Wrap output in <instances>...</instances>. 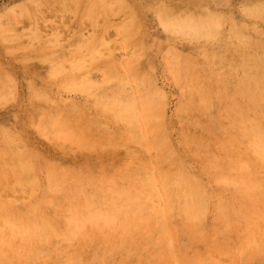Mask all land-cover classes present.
Segmentation results:
<instances>
[{
    "label": "rangeland",
    "instance_id": "374dc122",
    "mask_svg": "<svg viewBox=\"0 0 264 264\" xmlns=\"http://www.w3.org/2000/svg\"><path fill=\"white\" fill-rule=\"evenodd\" d=\"M44 1L45 0H34V2H33V0H0V17H1L0 21H2V19H3V21L1 22L2 24L0 23V29H1L0 32L4 31V33H5V31H6L5 34L3 32H1L2 34L0 33V58H1L0 59V65H1V67L6 66L5 67L6 69L3 67V68H0V70L2 69L1 73H4L6 71V72L10 73V75H11L10 76L8 73H4V74H7V75H5L6 77L4 76V74H1L2 79L0 77V79L3 80L2 82L0 80V82L2 84H9V86L6 85L7 90H6V88H4L5 90L3 88L2 89L0 88V99H2V100H0V126L3 127V126H7V124H8V126H7L8 128H10L11 126H12L11 128H14V129L18 127L17 130L15 129L16 131L14 129H12V130L10 129L11 132H10V130L7 129L11 134H9V132H6L7 131L6 127H5V130L3 129L4 127L3 128L0 127V132L1 131L6 132V134H4L5 132L4 133L1 132V138H0V150L1 151H0V153L4 149L5 150L8 149L7 151H5V150L4 151L9 152V149L11 148L10 153L12 154L15 151L14 153L17 154V156L14 153L13 154L18 158V155L20 153L23 152L26 154L28 151H30V152H28V158L26 157L27 154L25 155L22 153L23 154V155H21L22 159L27 158L26 160L24 159L23 162H22V160H19L21 158V156L19 155L20 158L17 160L21 161L22 163L17 162V165L19 164L18 166H15L16 164L13 163L14 161L15 162L17 161L16 157H12L13 154H12V156L11 155L7 156V153H6V155L4 154L5 152L3 153L5 155V156L3 155L4 157L7 156L5 159H7L10 164H7V162L4 163L5 161L2 162V160H4V157L2 159V155L0 156L1 157L0 160L2 162V164L0 163V188L2 189V190H0V199H2V200H0V204L1 203L2 204L7 203L8 205H11V207H9L8 205L5 204V207H4L3 206L4 204L3 205L1 204L3 207H0V212H2L3 214L6 213V211H4V210H6V208L8 207V209H9L8 212H10V210H11V212H12L11 214L15 213V214H13V216H11V214H9L7 212V214H6L7 216L4 214L5 218L0 213V217L2 216V219L0 218V220L3 222V224L7 223L6 226L8 227L7 228L8 230H7L6 228L4 229V227H6V226H4L3 224L0 225V230L3 231V229H4L3 232L1 231L2 234L0 233V236L4 237V238H0V243H1V241H3L2 239H5L0 244L3 246V248H2V246H0V250H2V251H0V254H1L0 259H2L1 261L5 264H8V263H6V260H7V262H10L11 260L13 261L15 258L16 261H14V263H12V261H11L10 263L11 264H17V263L20 264L25 258L24 254H27L28 253L27 251H29L28 249L30 248V246L28 244L23 243L24 242L22 239L23 236L19 235V234H15L14 232H11L13 230L11 228H9V226L14 227L13 224L11 223L13 220L11 218L12 217L14 218V216L19 213V214H22L24 216L20 215V217H22L21 221L19 220V217H16L17 219H15V220H19L23 224L22 220L25 219V218L23 219V217L28 218L32 215L33 217L32 218L30 217V218L36 224L38 223L37 225L39 226L40 230L42 231V235H40V236H41V238H42V236L44 238L42 240L43 243H40V241H38V239L40 240V238H39L40 236L39 235H38V237L36 236L35 241L36 242L38 241V243L43 244V246L41 248L42 252L41 253L39 252L40 247H37L38 249H35L36 247H33L35 249V250H33V251H35L34 255L37 252L36 250H38V253H40V255L36 254V256L37 255L38 256L33 257V256H31L32 251L31 252L29 251L30 256L33 258L29 257V258H31V262L26 260L28 263L29 262L33 263L32 260L35 261V259L37 258L36 263H34V264H37V261H39L38 264H264V241H263L264 240V235H263L264 234L263 233V231H264V194L259 195V193H261L264 190V173H263L264 172V164H263L264 158L260 159L261 156L258 154H255L253 152V149H252V143H255L254 141L257 137L255 135H258L256 133H254L256 131L252 132L254 130L253 128L255 127V125H254L255 121H254V123L252 120H251L252 122L251 121H250V123L248 122L250 124L251 128H250V126L247 125L248 124L247 120L249 121L250 119H253L251 117H254L253 120H255V119L260 120L259 123H261L262 126H264V117L262 116V115H264L263 114L264 112L262 114H260L262 111L260 113H257V114H260L262 116V118L260 117V115L255 114V112H257L256 109L254 111V109H253L254 107L252 108L250 101L248 102V100H249L248 96H251V95L248 94V96H247L248 92H246V94H244L246 91V88L244 89V87H246V85L244 84V81H243L244 79L246 80L248 78L249 75H247V73L249 74V72H250V74H251V72L253 70H254L253 72H255V71L257 72L258 68L264 66V24H262L264 22V12H259V11H264V4H263L264 0H209V1L208 0H124V2H122L121 0H120L121 2H119L117 0L119 3H117L116 0H94L95 3H92L91 0H77V1L72 0L73 2H71V0H69V2L67 0H62V2H61V0H60V2H59L60 5L57 4V0H55V1L48 0L49 2L46 0L49 3V5L47 3H45L46 1L45 2ZM75 1H76V3H75ZM96 1L101 2V5L105 4L104 10H103L104 13L102 11L97 10V11H99L101 16L99 14H97L98 13L97 11L95 12L94 6L97 5ZM102 1H103V3H102ZM249 1L251 3L257 2L258 4L252 3V7H251ZM67 2H68V4H67ZM107 2H110L113 4H108ZM126 2H128L127 4L130 5V6H128L126 4L127 8H129L127 10L125 9V5H123ZM129 2L132 4H130ZM259 2H261L263 5L260 4ZM51 3H54V4H51ZM69 3H72V4H69ZM46 4H47V6H46ZM61 4H63L62 7H61ZM76 4H78V6ZM92 4H95V5L92 6ZM23 5L26 8L25 11L23 10L24 9ZM30 5H32L31 8H30ZM42 5L45 7H43ZM98 5L101 6L100 3H98ZM246 5H248V6L250 5V6L248 7ZM59 6H60V8H62L63 11L66 12V15H65V13L61 12L62 10L60 11V8H57ZM67 6H69V7H67ZM71 6H72L73 10L71 9ZM99 6H97L96 9ZM112 6H115L116 10H115V7L112 8ZM148 6H149V8L150 7L151 8L149 9ZM152 6H155L154 9L152 8ZM161 6H164V7H161ZM167 6H169V7H167ZM245 6H246V8H245ZM261 6H263L262 9H260ZM48 7H50V8H48ZM51 7H53V8H51ZM64 7H65V9H64ZM89 7H92V8H89ZM122 7L125 11H123ZM204 7H205V11L207 8L206 12L208 13V15L206 14L207 16L204 17L205 16L203 13L204 10H202V11L200 10L201 13L203 14V17H204L202 19V17H201L202 14L199 12V8L204 9ZM28 8L30 10V13H28L29 12V10H27ZM111 8H112V10H111ZM130 8L131 9L135 8V9H133L131 11ZM248 8H250V9H248ZM256 8L258 10L260 9L258 11L259 13H257ZM37 9H38V11H37ZM43 9H46L47 11L48 10L49 11L46 12V10H45V12H46L45 13V12H43L44 11ZM50 9L55 11L56 13L50 12L51 11ZM75 9L77 10V12H74V14H73V12L71 13V11H74ZM85 9L86 10L90 9L92 12L95 13V15L92 14V12L90 13V15L87 14L89 12V10H88V12H86V14H85L88 16H84L83 14L85 13ZM100 9H103V8L101 7ZM151 9L154 10V14H152L153 12L151 13V11H153ZM167 9H170V10L173 9L174 11L172 10V12L173 13L176 12L174 14L176 16H178L177 18L179 20H177L176 16L172 13L174 17L173 16L171 17V15L170 16L168 15V19L166 21L165 19H166ZM229 9H230V11H229ZM16 10H17V12H16ZM40 10H42L41 11L42 14L39 12ZM110 10H111V13H110ZM114 10H115V12H113L114 14H112V11H114ZM158 10H161V11L163 10L162 13L163 12H165V13H163V15H162L161 11H159L157 13L158 14L157 15L156 12ZM69 12H70V14L68 16ZM35 13L38 15L34 16ZM58 13H59L60 17L57 16ZM197 13H199L200 16L197 15ZM210 13L212 15H214V20H213V18H211L212 15ZM227 13L230 15L228 16ZM22 14H23V16H27V17L23 18ZM71 14H73V15H71ZM76 14H77V16H74ZM111 14H112V17H111ZM170 14H171V12H170ZM151 15L152 16L155 15V16L151 17ZM189 15H191V16H189ZM194 15H197V17L199 16L197 19V22H198V20H199V23L203 22L202 24L200 23L201 26L203 27V29L201 27L199 30H194V29H192L186 25L187 22L193 21L192 19H194L196 21V16H194ZM258 15H259V18H257ZM28 16H29V18L30 17L31 18L29 19ZM42 16H43V18H42ZM53 16H55V19ZM72 16H74V17H72ZM83 16L87 19L88 18H92V20L94 19L93 20L94 22L91 21V19L85 20ZM133 16H135V17H133ZM181 16H183V18ZM209 16L212 20L209 19ZM17 17L20 20H18ZM36 17H38V18H36ZM56 17L59 19V21H56ZM136 17H137L138 22H136L137 20H135ZM163 17H164V19H163ZM169 17H171L172 20ZM106 18H107V20H105ZM114 18L115 19L117 18L116 21ZM152 18H154V19H152ZM217 18H219V19H217ZM66 19H68V20L70 19L69 20L70 22H72V20H73L72 24L69 22L72 25V29H71V26H66V24L69 25L67 22L68 20H66ZM82 19L85 21H83ZM120 19H121V22H120ZM221 19L223 21H221ZM104 20H105V22H104ZM125 20H127V21H125ZM164 20H165V22H164ZM170 20H171V22H169ZM233 20H235V23H232ZM37 21H40V23ZM44 21H46L47 23L46 22L44 23ZM54 21H56V22H54ZM76 21L78 24L76 23ZM134 21H135L136 25H134V24L132 25V23H134ZM161 21H162V23H161ZM205 21H206V23H205ZM41 22L44 23L43 24L44 26L41 25L42 24ZM63 22H65L64 25H63ZM106 22L109 24V25H107L108 27L107 26L104 27V24L106 25ZM118 22H120L121 24L118 25L119 24ZM213 22H215V23H213ZM98 23L102 24L103 26L98 25ZM113 23H115V26L113 25ZM116 23H118V24H116ZM163 23H164L165 27H164ZM208 23H211L212 26L211 25L208 26ZM51 24L52 25L54 24V26H57L55 30H54L55 27L51 26ZM59 24H62L63 27ZM35 25H37L38 27L41 25L40 29H37V26H35ZM46 25H48V26H46ZM111 25H113V26H111ZM139 25H141L142 28L138 27ZM205 25H206V27H205ZM96 26H99L98 28L100 30H94L95 29L94 27H96ZM116 26H118V27H116ZM132 26H135V27L137 26V27L135 29ZM166 26L168 29L166 28ZM233 26H234V28H233ZM239 26L242 27L241 28L242 31L239 30L240 33L238 32V29H237V28H239ZM4 27L6 29H4ZM10 27H14L15 30H13V28H12L13 31H11ZM16 27H18V28L16 29ZM30 27H32V28H30ZM52 27H53V29H51V31H50V28H52ZM69 27H70V29H69ZM109 27H111V28H109ZM120 27H122V28H120ZM172 27H173V29H172ZM7 28L9 29V31ZM43 28L45 29V31ZM47 28H49V29H47ZM98 28L96 27V29H98ZM102 28H103V30H102ZM127 28H131L130 29L131 32H129V29H127ZM32 29H33V32L31 31ZM66 29H69L70 32L68 33L69 30L66 31ZM106 29L108 30V32ZM132 29H135V30H132ZM137 29H139V30L141 29V31H140L141 34L139 33V35L136 36L134 33L138 34L136 32ZM169 29H172V30H169ZM185 29H188V30H185ZM206 29H208V30L205 32ZM28 30H30V34H29ZM46 30L49 31V33L48 32L46 33ZM53 30L56 32L53 33ZM62 30H64V32ZM77 30H78V32H77ZM236 30L238 33L235 32ZM74 31L77 33H74ZM94 31H98V32L94 33ZM104 31H106V32H104ZM126 31H128L129 33H127ZM133 31H135V32H133ZM169 31H170V33H169ZM21 32H23V35L28 32L27 35L28 36L31 35V37H29L27 39L28 36H26V38H25L26 40H24V39L20 40L23 37V35L21 36V34H22ZM66 32L68 35L67 37H65ZM121 32L126 34V36L124 34L121 35L120 34ZM185 32L188 35H185ZM215 32L217 34H219V33L220 34L217 35ZM245 32L248 34H244ZM55 33H57V34H55ZM96 33L98 35H96ZM105 33H106V36H105ZM12 34H16V35H12ZM32 34H33L34 38L32 37ZM63 34H64V36H63ZM130 34H134L135 37L134 36L130 37ZM249 34H250V36H249ZM3 35H4V37H3ZM50 35H53L52 36L53 38H51V39L48 38V37H51ZM76 35L78 37H76ZM80 35H82V37L86 36L85 37L86 39L85 38L82 39L83 43H81L82 40H80L81 39ZM88 35L90 36L91 39L87 38ZM94 35H95V38H94ZM8 36H10L11 38ZM72 36H73V38L76 37V38H74L75 40L77 38H79L76 41L79 44H81L80 49H79L80 45L78 47L77 42H75V45H73L74 41H71L73 39V38L71 39ZM96 36H98L99 38ZM103 36H105V38ZM199 36H201L202 38ZM62 37L64 39H62ZM100 37H101V39H100ZM133 37H134V42H133ZM238 37L240 39L241 38L242 39L239 40ZM243 37H244V39H243ZM44 38H45V40H44ZM57 38L58 39L60 38L59 40H61V41H57L58 40ZM68 38L71 40H69ZM93 38L95 40H97L96 38H98V40L100 39L102 44L100 43L98 45L99 46L98 47L97 44L100 40L98 42H94L95 40ZM210 38H212L211 41H210ZM18 39L20 40V42ZM84 39L87 40L89 43L86 41V45H85ZM120 39L122 40V42L120 41ZM135 39H136V41H135ZM138 39H139V41H138ZM8 40L10 41V43ZM42 40H44V41H42ZM46 40H48V42H46ZM51 40H53V41H51ZM68 40L70 41V43ZM78 40H80L81 42ZM89 40L91 42H94V43H91ZM213 40H214V42H213ZM27 41H29L30 43ZM31 41H33L35 44H33V42H31ZM129 41H130V43H129ZM18 42L20 44H18ZM54 42L57 44H55ZM132 42H133V44H131ZM37 43L39 45H37ZM47 43H49V45ZM95 43H97L96 47H95V45H91V44H95ZM139 43L144 44V45H142V44L141 45H142V47H144L145 50L139 49V47L141 46V45H139ZM25 44H26V47H25ZM32 44H33V46H32ZM69 44H70V46H68ZM87 44H89L90 46H88ZM110 44H111V46H109ZM114 44H116V45H114ZM124 44H125V46H127V45L128 46L126 48H124ZM167 44L170 46H168ZM47 45L49 46L48 47L49 49L45 48V46L47 47ZM50 45L51 46L53 45V47L50 48ZM54 46L57 48L60 46L61 49H63V52L65 53V55H64V53H60V52H62V51H60L61 50L60 48L57 49ZM76 46L78 48H76ZM120 46H121V48H119ZM171 46H173V47H171ZM87 47H88V49H87ZM92 47H93V51H92ZM94 47H95V49H94ZM117 47H118V49H117ZM73 48L77 50L75 53H74L75 50ZM89 48H90V50H89ZM114 48H115V50H114ZM164 48H166V49H164ZM224 48L227 50H225ZM228 48H230V49H228ZM78 49L80 50V52ZM182 49L184 50V52ZM216 49H218V50H216ZM18 50H19V52H18ZM20 50H22V51H20ZM31 50L32 51L34 50V51L32 52ZM36 50L39 51V52L37 51V53L39 54V56H38L39 58L33 57V55L34 56L38 55L36 53ZM81 50H82V52H81ZM83 50H84V52H83ZM85 50H88L87 53L90 52V54L86 55ZM112 50H114V51H112ZM135 50H136V52H135ZM168 50H170V51H168ZM206 50L208 53L212 50L209 53V55L211 54V56H209L206 53ZM214 50L217 52V54L214 53ZM220 50H221V53H218V51H220ZM243 50H244V53H246V50H247L248 54H245L247 56H240V51L243 52ZM44 51H46V54L48 53V51H50V53L51 52L52 53L51 54L48 53L47 55L46 54L43 55L42 53H44ZM10 52L13 54H11ZM23 52L25 53V57L27 56V58H23L24 57ZM29 52L30 53L32 52L31 53L32 55H30ZM34 52H35V54H33ZM57 52L60 55H58ZM139 52H140V54H139ZM142 52H144L145 55L141 54ZM167 52H170L171 55ZM222 52L224 53L225 56H223ZM22 53H23V55H22ZM53 53L54 54L57 53V55H58V56H56L57 58H55ZM77 53L78 54L79 53H81V54L85 53V54H82V56H84V57L87 56V58H85L86 60L84 59V57H83V59H81L82 56L79 57L80 54H79V56L74 57V54L77 55ZM103 53H104V55H103ZM244 53H241V55H244ZM61 54H63V57ZM168 54H169V56H168ZM179 54L180 55L189 54V55H185V57H187V59L185 57H183V55H182V57L180 56L178 58V60H176L177 59L176 57H178ZM233 54H235L237 56V58ZM256 54L258 56H256ZM51 55H53V57ZM71 55H73V56H71ZM142 55L144 56V58L141 60L140 57ZM164 55H166L165 59L163 57ZM216 55H219V57H217ZM20 56L23 58L22 61H20L21 60ZM40 56H42L44 58H42ZM47 56L48 57L50 56L51 58L50 57L48 58ZM108 56H109V58H108ZM110 56H112L113 58ZM206 56H207V58H206ZM215 56L217 59L215 58ZM248 56H250V57L252 56V57L248 58ZM18 57H20L19 60H18ZM29 57L31 59H32V57L35 58L34 60L36 62L32 61L33 59L32 60L29 59ZM101 57L103 58V60L106 57L105 62L103 60H101L102 59ZM124 57H125V59H124ZM131 57H132V59L136 58L135 59L136 61H137V59H139L140 61L143 62V64L142 63L138 64L137 63L138 61L136 62L138 65L135 64L134 59L132 61ZM242 57L243 58L247 57L246 59H250V60L243 59ZM75 58H76V61H75ZM92 58L94 59V63L99 61V58H100L101 62L99 61L97 63L98 64L104 63L103 66L102 65L98 66V64H97L96 66H98V67H96L95 65H93L94 64L93 63L92 64L93 69L91 70V61H93ZM181 58H185L186 61H183V59H181ZM208 58L211 59L212 61L210 60V62H209V60H207ZM239 58H241V59L238 60ZM24 59H26V60L29 59L30 62L26 63L27 61L26 60L24 61ZM47 59H52V60H51V62H50V60L44 61ZM57 59H58V61H60L59 63H58ZM96 59H97V61H96ZM109 59L112 61H110ZM121 59L122 60L124 59L125 61H122ZM148 59H149V61H148ZM163 59L165 61L164 62L165 65L162 62ZM188 59H189V62H188ZM232 59H233V61H231ZM234 59L236 60V66L235 65L233 66V64H232V63L235 64ZM256 59H258V61H260V62L258 63V61ZM260 59H263V62ZM62 60L64 62H62ZM116 60L118 61V63H120L119 66H117L118 64H117ZM172 60L174 63H171ZM201 60L202 61L207 60V62H209L205 66L203 65L205 67V70L203 69L204 67L201 69L202 64L205 63L204 62V63L200 64L199 61H201ZM217 60H218V63L214 64V61L217 62ZM244 60H246L249 63V65L251 67L250 68L251 71L248 69L249 65L246 64L247 62H245ZM255 60H256V62H255ZM2 61L3 62L5 61V62L3 63ZM8 61H9V63H8ZM23 61L25 62L26 65L23 64L24 63ZM53 61H54V63H52ZM80 61L83 63V66H81L82 63ZM129 61H131L132 63ZM178 61L180 64H178V67H177L176 64ZM123 62H126V63H123ZM159 62H161V63H159ZM186 62H188V63H186ZM11 63H13V64L11 65ZM29 63L32 64L33 67L32 66L28 67L27 65H29ZM57 63L59 65H61V64H63V66L65 65L64 68L62 65L59 66ZM105 63L107 66L105 65ZM133 63L135 66L137 65V67H139L137 69L138 73L139 72L141 73V71L145 68L143 71L144 72L146 71L145 72L146 75L141 73L143 76L144 75L146 76V79L144 76L143 81L148 79V77H149L147 74L148 72H149V75L151 74L150 79L154 78V80L152 79V81H154L153 82L154 85L150 81V83L152 84V86H151V84L147 82L148 80L146 82H144L146 85L142 84L143 81L141 78V80H140L141 86L137 87L138 83L136 84V86H134L135 81L132 82L130 80L132 78V74H130V75L128 74L129 70L131 71L130 73H134V71L137 72L135 66H133ZM156 63H158V64H156ZM253 63L254 64L257 63V64H255V65H257V66H255L257 68V70L254 66H253L254 68L252 69L251 65H253ZM172 64H173V66H172ZM185 64H186L187 68L190 65L191 66L188 69L187 68L184 69ZM192 64H194L193 66H195L194 67L195 70H197L196 67H198L199 72L194 70V74H192V72L190 70V68L192 67ZM217 64H219V65L215 66ZM230 64H232V65L230 66ZM244 64H246L247 66L245 67ZM258 64L259 65L263 64V65H261L259 67ZM127 65L131 66L133 71H132V69H129V68H127V70H126V67H128ZM149 65H151V66H149ZM161 65L164 67V69ZM182 65H183V67H182ZM243 65H244V69H243ZM50 66L52 67L53 70L50 68ZM74 66L76 68H74ZM100 66H101V68H100ZM124 66H126V67H124ZM166 66L168 68H170L171 70L172 69H174V70L171 71L170 69H167ZM179 66L182 68V72L180 71L181 68H179ZM210 66H212V69ZM220 66L223 68L222 71H221L222 68H220ZM225 66H227L228 75L225 71L226 70ZM237 66H239V68ZM113 67H114V69H116L117 67L119 68L118 72H116V70H114V73H117V74L113 73V75H115L116 77L113 76L112 73H110L113 70ZM140 67L143 69L140 70ZM172 67H174V68H172ZM176 67H177V69H176ZM206 67H208V69ZM215 67H217V69ZM32 68L34 71L31 70ZM98 68H100L101 70ZM102 68L105 69L106 72ZM122 68L125 70V71L124 70L123 71L125 72L126 76H128V75L131 76L130 78H128L129 77L128 76L124 79L125 74L123 73ZM214 68L216 69V72H215V70L213 71ZM231 68H234V71L232 69L234 75L232 74V71H229V70H231ZM108 69H109V72L107 73ZM110 69H112V70H110ZM166 69H167V73L165 71ZM247 69L249 70V72H247L248 71ZM7 70H9V71H7ZM14 70H16V71H14ZM48 70H49V72H48ZM66 70L68 73L66 72ZM84 70H88V71H86V74L84 73L85 72ZM98 70H100V71H98ZM201 70L203 72H201ZM206 70L208 71V75L210 74L209 77L206 76L207 78L210 79V83L208 84V85H211V86H209V88H210L209 91L211 89H213V90H211L210 93L208 91L209 96L212 97V99H210V97H207V101H205V103L203 104V102L201 100H199L195 94L200 93L199 87L201 85H202V87H206V88L208 86L206 84V82L208 83V81H205L207 78H205V80L203 81V84H202V79H204L203 76L205 75L204 72H206V74H207ZM261 70H263V69L260 68L257 74H255L256 72L254 73L256 75V78H254L255 76L254 75L252 76V74H251L250 76L253 78H251L249 76L248 79H253V80L257 79L258 74L263 73V71H264V70L263 71H261ZM37 71H39V73ZM51 71H53V72H51ZM77 71L82 72V73L79 74V73H77ZM209 71H211L214 74V76H213V74L209 73ZM217 71H218V73H217ZM223 71L225 72L224 75H222L224 73ZM238 71L240 74L237 73ZM243 71H246V73H244ZM29 72H31V73H29ZM121 72L124 75H122ZM179 72L182 73L181 75H179L180 77L179 76L174 77V76L178 75ZM187 72H188V74H187ZM69 73H71V74H69ZM74 73H77V74L74 75ZM138 73H137V75L135 73L133 74L132 80H137V78H136L137 76H138V78L141 77V75H138ZM171 73H172V75H171ZM198 73L203 75V76L199 75L200 77H198V79L203 77L202 79H200L201 81L196 80L197 86L199 84H201V85H199L198 88L195 89L196 88L195 84H193L194 90H196L197 92L196 91L190 92L191 90H193V88L191 86L192 84H190V85L188 84L189 79H191L190 77H192L194 75L198 76ZM215 73H217L216 76H215ZM57 74L58 75L61 74V75H59L60 77ZM119 74L121 76H123V79L121 76H118ZM190 74H192V76L189 77ZM219 74H221V75H219ZM69 75H71V77L73 76V78H71V80L69 78L70 77ZM76 75H77V77L75 78L74 76H76ZM88 75L90 78L88 77ZM101 75L104 77L101 78L100 77ZM232 75H233V77L235 76L238 78L233 79ZM237 75H239V76H237ZM12 76L14 77V79ZM41 76L44 78H42ZM48 76H50V78ZM51 76L52 77L54 76V78L52 79ZM105 76H107V77L109 76V79L106 77L108 79L107 82L104 80ZM221 76H222V78L224 77L223 78L224 80L220 79ZM229 76H230V80L232 79V81H231L232 83H230L228 85ZM242 76L244 79H242ZM216 77H217V80L219 81L220 84L218 83V81L215 82ZM46 78H49V79L46 80ZM68 78H69V81L67 80ZM74 78H75V80L79 79V82H78V80H76V81L73 80ZM4 79H5V81H4ZM44 79L47 82L50 80L51 83H50V81L48 83H45ZM89 79H90V81H89ZM110 79H111V81H110ZM118 79L119 80L122 79V80H120L119 84L114 83L115 80H116V82H118L119 81ZM192 79L193 80H190V81H193V83H195L194 82L195 77H192ZM213 79H214V81L211 82ZM238 79H240V80H238ZM63 80L66 83L63 82ZM124 80H125V83H124ZM222 80H223V83L225 82L227 84L226 85L224 83L226 85L225 87L228 86L229 88L228 87L227 88L230 91L225 89V92H224V90H223L224 85L222 83ZM253 80H251L249 82H252ZM121 81L123 82V85H122ZM241 81H243V82H241ZM100 82H103V83L101 84ZM204 82H205V84H204ZM247 82L245 81L246 84H247ZM1 83H0V85L2 87H4V85H2ZM57 83H58V85H57ZM217 83L219 85L218 88L216 87ZM65 84L68 86H65ZM80 84H81V86H80ZM99 84H101V85H99ZM115 84L118 86H116ZM124 84H126V85H124ZM131 84H133V85H131ZM148 84H150L151 88H153V91H151L153 93H151L149 98H148L149 95L144 93V90L146 93H148L147 91L149 90V88L148 89L146 88L147 86L150 87ZM186 84H188L189 87L191 86L192 89L190 90L188 88V86L187 87L184 86ZM213 84L214 85L216 84L215 85L216 88L213 87ZM221 84L223 85V87ZM232 84H235L234 85L235 87ZM42 85H44L45 88L48 87L45 89V91L47 90V92H44L46 95L45 94L43 95V91L37 92L38 89L41 90L42 87L44 88V86H42ZM62 85H64V86H62ZM76 85L80 88L85 86L86 90L83 87L85 92L84 91L82 93L78 92V91H80L79 90L80 88H78ZM87 85H89L90 87ZM93 85H94V87H93ZM139 85H140V83H139ZM205 85H207V86H205ZM29 86H31V87H29ZM32 86H37L39 88L35 89ZM96 86H97V90L95 89ZM101 86H102V88H101ZM121 86L124 88H122ZM153 86H156V87H153ZM181 86H182V88H180ZM8 87H9V89H8ZM60 87H61V89L63 88L62 91H61V89H58ZM74 87L75 88L77 87L76 88L77 90ZM98 87L101 90V92H103V90H104L106 93H108L107 94L108 96L106 95L105 92H103L105 94L99 92ZM113 87H114L115 91L112 90ZM115 87H116V89H115ZM118 87H119V89H121V92L119 91ZM219 87L222 89H220ZM30 88H33L34 90L32 89V91H30L31 90ZM67 88L69 91L67 90ZM158 88H159V90H157ZM184 88L186 90L188 89L189 93L187 91H184ZM214 88H215V91H217L216 93L214 91ZM230 88L232 89L233 92L231 91ZM72 89H75L76 91L72 90ZM180 89H181V91H180ZM205 89H204V91H205ZM217 89H219L220 91L223 90L222 92L224 94H226V90H227L226 96L225 95H224L225 97L221 96L222 100L219 99L220 95H218L219 97H217V99H215V97H214V96H217L216 94L222 93V92L219 93V90H217ZM240 89H242L243 91ZM55 90L56 91L59 90L61 92L57 93ZM63 90H65V91H63ZM71 90H72V92H71ZM154 90L155 91L157 90L155 96L152 95L155 93ZM1 91H2V93L5 91L4 93L7 96H5L4 93L2 94ZM6 91H9L10 93L6 92ZM13 91H14V93H13ZM48 91H50V92H48ZM142 91H143L144 96L142 94ZM202 91H203V89H202ZM228 91L230 92L229 93L230 95L235 92L234 94H236V95L234 96V94H233L234 98L231 96L234 99L233 101H238V102L242 101V103H241L242 105H240V109L242 110V108L244 107V109H246V112L248 113V115H251V116L247 115L248 116V117H246L247 119L245 118V121L247 123V124L245 123V126H248L249 128L245 127V126H244L245 128L243 126L241 128V124L244 125V123H242V122L239 123L240 121L235 122L236 124H238V123L240 124V125L239 124L235 125L238 128L234 126V121L239 119V117L237 118V116L240 113L244 114L245 110L244 111L242 110V112H240L239 114H236L239 112V109H236L237 107L235 105V102L231 103L232 99H231L230 95L228 94ZM236 91L239 95L236 93ZM30 92H33L32 95H35V94L36 95L33 96V98H31ZM34 92H36V93H34ZM39 92H41V95ZM87 92L89 95L93 94L90 96V99H89V95H86ZM97 92H99L100 94ZM211 92H213V93H211ZM158 93H159V96L157 97ZM193 93H195L194 94L195 96L193 95ZM15 94H17L18 96L16 97ZM101 94L103 95V97L101 96ZM120 94H121V96H120ZM122 94H125V96H123ZM136 94L138 96L141 94L144 98L147 97L148 99L146 98L145 102H143L142 100L144 98H142V99H140L141 100L140 101V100H138V97H136L137 96ZM149 94H150V92H149ZM187 94L190 96H188ZM3 95H4V97H2ZM85 95H86L87 99H86ZM98 95L100 98L98 97ZM104 95H106V97ZM109 95H111V96H109ZM191 95H193L194 98ZM42 96H43V99L45 97V100H46V98L50 99V100H48V103H46L47 100L44 102V100L41 99ZM133 96H135V97H133ZM184 96H186V98ZM228 96L230 98H228ZM8 97L9 98L11 97L10 98L11 100ZM58 97H60L59 100L57 99ZM94 97L97 98L96 100L99 99L98 100L99 104H96L97 101L94 100L95 99ZM107 97L108 98L112 97V98H111V100H109ZM130 97H132L133 99L137 98V100H136L137 103L134 102L135 99L133 100ZM188 97L189 98L191 97L192 99L191 98L190 99L194 100V102H192V101L188 102V100H187ZM15 98H16V100H14ZM38 98H40V101H37V100H39ZM104 98H105V100H104ZM114 98H115V101L113 100ZM118 98L119 99L123 98L124 102H126V103L128 101L127 104H129V103L135 104L138 111L142 110V109L140 110L139 106L136 105V104H138L139 101L141 103H145V104H146V100L154 101V103L149 101L150 103H152V108H155V106H156V108L159 107L162 111L164 110V112L160 111L161 114L159 112L156 113L157 110L159 111L160 109H156V110L153 109V111L155 110V114L153 113L154 115H152L151 117L156 122L154 121L155 123H153L152 122L153 120L150 117L151 118L150 119L151 120L150 121V127L159 126V124L157 125L156 123H159V119H163L162 122H164V124L162 122L160 123V126H159L160 130L158 129L159 130L158 134L163 130L160 133V137H162L161 139H163V137L165 139L161 140L160 137L157 138V136H159V135H157L155 137L151 131H149L148 129H146L143 126V123H144L143 116H141L140 121L138 122V124L140 125V127H138V129L140 128V131L135 129L136 126H134V124L136 123V125H137L136 121L132 125L130 123V121H128L126 118L127 121L125 120L126 121L125 122L124 119H122L123 114L121 112L122 108L125 106V103L121 99L119 101ZM155 98H157L158 102H157V100L156 101L154 100ZM181 98H183V99L185 98L184 101L187 100L186 101L187 104L184 103V101L182 103L181 101L183 99H181ZM213 98L215 101V105L213 104L214 102L212 101ZM4 99L5 100L8 99L10 102L14 101V104H15V105L13 104L14 109H13V106L11 105L12 102L9 104L8 107H6L5 105L2 106V104H5L6 102H8L6 100L3 103ZM30 99H34V100L31 101ZM117 99H118V101H117ZM218 99L221 101H219ZM244 99L246 101H244ZM41 100H43V101H41ZM56 100H58L57 101L58 103L56 102ZM88 100H90L91 102ZM101 100H103V102ZM106 100L108 101V103H110L109 105H111V107H109ZM195 100L196 101L198 100V102H197L198 104L195 102ZM216 100H217V102H216ZM34 101L36 103L38 102V104L36 105V103ZM76 101L79 103H77ZM84 101H85V103H84ZM94 101H96V102H94ZM218 101H219V103H218ZM223 101H225L226 105L228 104L227 106H230V104H231V106L233 108L236 107V108H234V109H236V111L233 110L230 113V111L224 110L225 105H223L224 104ZM71 102H75V105L72 104ZM221 102H222V104H221ZM8 103H7V105H8ZM44 103H46V104H44ZM87 103H88V105H87ZM92 103H94V104H92ZM114 103L115 104L119 103L121 105L123 104L124 106L122 105V108H119V106L121 107V105L118 106V104H117L118 107H116L114 105ZM156 103H157V105H156ZM181 103L184 105L186 104V105L185 106L181 105ZM217 103L220 104V107L218 106ZM247 103H248V105H247ZM78 104H80L81 106ZM100 104H102V105H100ZM103 104H104V106H103ZM112 104L115 107L112 106ZM158 104L161 105V107L158 106ZM162 104L165 106L164 109H163L164 106ZM209 104H210V106H209ZM211 104L214 105L213 108H212ZM216 104L219 107L218 109L217 108L214 109V107H216ZM10 105L12 106V108L10 107ZM72 105H74L75 110L76 109L78 110L80 108V110H78V113H80V115H77V116H80L79 119L77 117H75V114H73L74 112L77 113V110L76 111L71 110L70 107ZM83 105H85V108ZM179 105H181L182 107H185V109L184 108L181 109V107ZM77 106H78V108H76ZM82 106H83V108H82ZM198 106H202L203 109L205 108L204 112L201 111L202 115L207 116V114L209 113L207 116L208 120L212 119V121H213V119L216 117V120H215V122L213 121V123L214 124L216 123L217 125L213 126L211 123L212 121L211 122L210 121L208 122V120L206 121V118H204L205 116H202L199 111H197L198 114L197 113L195 114L196 108ZM241 106H242V108H241ZM262 106L264 107V103L262 104ZM9 107L12 110H8ZM30 107H31V109H30ZM32 107H34V109H32ZM74 107H73V109H74ZM106 107H108V109ZM178 107H180V110H178ZM202 107L201 108L198 107V109L200 108L199 110H201ZM246 107H248L250 109V111H248L249 109ZM220 108H221V110H220ZM231 108L228 109V107H226V109H228V110H231ZM30 110H34L31 112V113H33L32 118L30 116L26 117L27 116L26 113H28L26 111H29L28 115H30ZM70 110L73 111L72 114L74 116L71 114ZM104 110H108L109 112L105 111V113H104ZM69 111H70L69 114L72 115V116L70 115L72 118L70 116H68ZM110 111H112V112H110ZM220 111L222 112V114H224V112L226 111L225 115L227 114V112L229 114H231V115L227 114L226 115L227 117L225 116L226 118L230 117V119H229L230 122L226 118L224 119V120L228 121V122L225 121L226 124H225V122L220 120V118L223 120V118L221 117L222 114L219 113ZM42 112L44 113V116H43L44 118H42V114H43ZM120 112H121V114H120ZM22 113H24V114H22ZM118 113L121 116L119 119H118V117H119ZM105 114H106V117H105ZM158 114H159V117H158ZM191 114H193L194 116L198 115L199 117L198 116L197 117L199 119L198 120L199 122L197 120H195L197 118L195 117V119H194V117H192L193 115H191ZM234 114L237 115L235 120L231 118V116L233 117ZM46 115H47V117L49 116V118L51 119L50 120L48 118L49 123L47 122V120L44 122V120L47 119ZM66 115H67V118H69V119L71 118L70 122L65 123V124H67V126L69 125V123H72V121H71L72 119H73L72 125H74L75 121L78 122V123L77 122H75V123L81 125V126H76L77 124L74 125L76 128L78 127L79 131H81L80 132L81 136L78 133H77L78 135L76 133H75L76 135H74V132H78V130H76V128H74L72 125H71V127H73V130H72V128L68 129V130H66V129L64 130L66 125H63L64 124L63 119H66ZM108 115H109V117H107ZM218 115H220V116H218ZM98 116L99 117L101 116L102 119H104V117H105V119L102 120L101 118H97ZM153 116H155L156 118ZM58 117H60L59 119L63 120L62 123L60 121L61 127L63 125L62 128L60 126H59L60 128H58L59 123H57V122H59L58 121L59 119L57 121H55V119H57ZM63 117H65V118H63ZM81 117L84 120H82ZM110 117H111V119H110ZM241 117L243 118L245 116H241ZM28 118H30V120ZM80 118H81V120H80ZM112 118H114L116 120L113 121L114 119L112 120ZM190 118L191 119L193 118L195 120L194 122L197 121L199 124L193 126V124H196L197 122L193 123ZM52 119L54 120V122L51 123ZM69 119H68V121H69ZM200 119H202L206 123L207 122L209 124L211 123L210 127L211 126H212V128L214 127V130L212 129L210 131L213 132V134L215 133L214 134L215 136L212 135L211 133H209L208 129L205 132L206 128L203 129L202 124L200 125V123H205V122H203ZM31 120H33L35 123L32 122ZM12 121L15 123V125L11 124ZM30 121L32 122V125H27V124H30ZM200 121H202V122H200ZM218 121L219 122L221 121V123H224L223 126L221 124V127H225V128H221L220 126H218V125H220V124H218ZM84 122H85V124H84ZM243 122H244V119H243ZM47 123H48V125H47ZM54 123H57V124H54ZM128 123H129V125H128ZM190 123L193 126L192 128H191ZM259 123L258 124L255 123L257 126V129H255V130L262 132L261 129L263 130L264 127L261 126L262 127L261 128ZM4 124H6V125H4ZM152 124H155V125H152ZM209 124L207 126H209ZM251 124H253V125H251ZM53 125H55L56 127ZM127 125H128V128H127ZM163 125L167 129H164ZM199 125L201 126V128ZM226 125L227 126L230 125V128H231V126L234 128H232V130H230V129L226 130V128H227ZM44 126H47V127H44ZM182 126L187 127L186 128L187 131L191 129L190 132L193 131L194 134L196 133L195 136L193 133L191 134L189 131L188 132L190 134L186 133L185 132L186 130L184 128H182ZM204 126H206V125L204 124ZM216 126L219 129L220 128L221 129L216 130L217 129ZM79 127H81L82 130H80L81 128H79ZM189 127H190V129H189ZM46 128H47V130L49 129L50 131L48 130V132H46L47 131V130H45ZM56 128H57V133L54 132V130L56 131ZM67 128H70V125ZM84 128L87 129V133H86ZM131 128H133V129H131ZM246 128H248L250 131H248V129L246 130ZM258 128H261V129L258 130ZM40 129H41V131L39 132ZM74 129L76 131H74ZM134 129L137 130L136 132H139L138 134H140V132H141L140 136H138V134L136 132L134 133L132 131ZM183 129H184V131H182ZM201 129H202V131H201ZM209 129H211V128H209ZM223 129L226 130L227 133H225V131H223ZM234 129H237V130H234ZM13 130H14V133L12 134ZM43 130H44V132H43L44 135L41 134V132ZM63 130L67 131V134L70 133L71 134L70 137L68 136L69 134L67 135V137H66V135H61V133L62 134L66 133V132L64 133ZM123 130L125 131V133H123ZM126 130H129V133ZM17 131H18V133H17ZM90 131H91V133H90ZM92 131H94V132H92ZM131 131H132V134H131ZM229 131H232V133L238 132L241 134L246 132V134L249 138L247 136H245V137L241 136V134H239V136L236 135L235 137H239V138L244 137L245 138V139L242 138L243 140L240 139L244 142H242V141L239 142V140L236 139L234 136L232 137V135L230 134L231 132H229ZM126 132L129 135V138H127V136H124V135H127ZM142 132L147 133V135H148L147 140H148L149 144L147 142L146 143L144 142V136L142 135ZM183 132H185L186 136L183 135L184 134ZM216 132H217V134H216ZM221 132H222L223 136L221 135ZM47 133H48V135H47ZM7 134L11 135V138H9L10 136ZM14 134L15 135L17 134V137L19 135V137L16 140L12 141V139L16 138V136ZM181 134L183 137H181ZM227 134L229 135L230 140L234 138L233 143H231L232 140L230 141L228 139L229 137ZM253 134H255V135L252 139L250 137H252ZM12 135L15 137L12 138ZM135 135H136V137H139V138L134 137ZM188 135H191V136L193 135V138L191 136H188ZM216 135H218V137H216ZM4 136H6V137L9 136L8 139L7 138L6 139L14 142L13 147L15 150L13 149V147L9 146L11 141H9L10 143L8 145L6 144L7 141H6V139H4ZM60 136H63V137H60ZM75 136L79 137V138H76ZM152 136H154L158 140L160 139L158 144H156L153 141L155 143L156 148L159 149L160 151L162 150L161 148H163V146H162L163 144L167 143L164 146H168L169 142L171 141L170 142L171 144H169V145L172 146V149L170 148V146H168L169 148H167V149H169L168 151L166 148H164L166 150L161 151V154L163 155V153H164V155L159 156L160 157L159 160L157 159L158 158V155H157L158 152L157 151H159V150H157V149L154 150L155 147H154V145H152L151 140L155 139V138L154 137L152 138ZM187 136H188V138H186ZM208 136H209V139H211L213 137L212 139L216 140L217 144H215L212 139H211V141H209V139L207 141ZM140 137H141V140H140ZM189 137H191V138H189ZM223 137H225V139ZM226 137H228V138H226ZM258 137H259V135H258ZM258 137H257V140H258ZM133 138H136V139L133 140ZM185 138H186V141H185ZM196 138H197V140L204 138L206 140V142H208L207 144H209V145L205 144L204 139H203L204 142H201V141L195 142L194 141V144L192 145L190 142L191 141L193 142V139H196ZM217 138H218V140L221 139L220 141H222V142L220 143V141H218ZM128 139H131L132 141H135V140L139 141L140 140V142H138V141L129 142ZM187 139H191L190 142H187ZM247 140H248V142H247ZM225 141H227V143ZM249 141L252 143H250ZM209 142H212V143H209ZM224 143L227 146H224ZM228 143L230 144V146L228 145ZM145 144H146V146H145ZM147 144H148V146H147ZM212 144L214 146H212ZM242 144H244V145H242ZM248 144H250V145H248ZM260 144H262V146L260 145L261 147L264 146L263 143H260ZM2 145L6 148H4ZM215 145H218L219 149L216 150L215 148H217L218 146H215ZM233 145H234V147H233ZM1 146H2V148H1ZM7 146H9L10 148ZM208 146H210L212 148H210ZM223 146H224V149H223ZM247 146L249 148H246ZM30 147H31V149H30ZM130 147H132V148H130ZM148 147H149V149H148ZM225 147L226 148L228 147V150ZM240 147L243 148L244 150H242ZM231 148H232V150H231ZM26 150H27V152H26ZM218 150L219 151L221 150V152H219ZM230 150H231V152H229ZM235 150L238 153H236ZM239 150H240V152H239ZM241 151H242V154H241ZM243 151H245V153ZM148 152H149V154H147ZM228 152H229V154L231 153L230 154L231 156L228 155ZM129 153H131L132 155ZM134 154H136V155H134ZM153 154L156 155L157 157H155ZM24 155H25V157H24ZM29 155H31L33 162H36V163H33L34 166L31 163L32 168L29 167L30 163H27V161H29V157H30ZM244 155L245 156L251 155L253 159L251 158L248 161V159H246V158H250V156L245 157ZM242 156H244V157H242ZM10 157L14 158V160L12 161L10 159ZM133 157H135V158H133ZM176 157L177 158L179 157V159H178L179 161H177V163H176ZM240 157H242V158H240ZM235 158H238V159H235ZM43 159H46V163H47L46 165H45V160H43ZM36 160H38V161H36ZM129 160H131L133 162H130ZM157 160H158L157 163H158L159 167H157V165L155 166L153 164V162L157 161ZM241 160H242V162H241ZM245 160L248 162H246ZM180 161L182 162L183 165L185 164L186 166L184 165V168L180 167L179 172H178L177 167L179 164H181ZM237 161H238V163H237ZM11 162L14 166L11 164ZM126 163H129L131 165L127 164V166H128L127 167L126 165H124ZM151 163H152V165H151ZM205 163H207V165L209 164L208 166H210V167L209 168H208V166L206 167ZM236 163L239 165L237 166ZM21 164H23V165L27 164L26 165V167H28L27 169L28 170L31 169V170H29L32 172L31 176H30V174H29L30 172H28V170L25 173L26 167L23 168V165H22V168L19 167V166H21ZM61 164H63V165H61ZM56 165H60L59 168H58V166L56 167ZM150 165H151V167L149 168L148 166H150ZM181 165H179V166H181ZM235 165L238 168L237 170H235V168H236ZM240 165H242L241 168H242L244 174H240V171H239ZM248 165H250V166H248ZM46 166L48 168H46ZM152 166H155L154 168H156V167L161 168V166H162L163 169H161L160 173H163V174H159V170H156L157 168L155 169L156 174H158V176L161 175L160 177H162V175H163V178H164V176H166V177L171 176V177H167L168 182H170L169 179L172 178V179H170L171 182L169 184H167L168 182L163 181V178H161V179L158 178V181H161V184L157 185L156 182H158V181L156 179V176H155L156 174H155ZM202 166H204V167L202 168ZM51 167L53 170L58 168V170L56 169L57 171L55 172V173H57V175L55 173H53V170L50 169ZM53 167H55V169ZM66 167L72 168L73 169L72 172L70 173L71 170L67 169ZM186 167H187V169H186ZM61 168L62 169L66 168L69 175L67 176V174H66L67 171L64 169L66 171V173H65L63 170H61ZM19 169H21V170H19ZM44 169H46V172L49 171V173H50V170H52V174H54L56 176L51 175V173L46 174ZM181 169L185 173H183L184 175L182 174L181 176H179V173H182V172H180ZM206 169L208 170V172H206L207 171ZM244 169L248 170L249 174H247L246 170L244 171ZM18 170L21 171L22 173L19 172ZM35 170H37L38 172ZM233 170L235 172L237 171L235 173L236 176L233 175L234 174ZM4 171H7L8 174L7 175L4 174ZM252 171H253V175H251ZM33 172H35L34 177H33ZM177 172H178V174H177ZM188 172H191L192 174L188 173ZM217 173L220 174L219 177L221 176V174L223 175L220 177L223 180L222 183L219 182L221 180L220 178L218 179V178H216V176H214V174L217 175ZM22 174H24V176H21ZM36 174H37V176H36ZM189 174H190V176L194 175L196 178H198V179H196L195 177L192 176V178H194L196 182L193 181L192 178L190 179ZM226 174H227V176H226ZM46 175L49 177V179L47 178ZM64 175H65V177H64ZM177 175L179 176V178L177 177ZM51 176H54L55 179L54 178L52 179ZM182 176H183V178H184V176L188 177V178H186V179H188V182H190V180L192 181V183L194 182V184H195L194 187L197 186L198 182H200V183L202 182L201 183L202 185L204 183V185H203L204 189L201 188L202 185L199 184L200 188H201V192L204 193L203 194V193L199 192L200 196L202 194V197L204 198V199L201 198V200H202L201 206L202 207L200 206V209L198 211H194L193 213H191L192 211L190 212V211L186 210V208H183L184 206H183L182 201H185V199H187V196L185 197L186 194L183 192L184 191V187H183L184 182L181 181ZM228 176H230V177H228ZM231 176L236 177V180H235V178H232ZM166 177L164 178L165 180L167 179ZM20 178H22V179H20ZM50 178L52 179V181H50ZM56 178H58V179L56 180ZM65 178H66V180H65ZM225 178L227 179V181H225L226 180ZM36 179H38L37 181H38L39 185H36V183H37ZM148 179H150V180H148ZM186 179H184V180H186ZM209 179H211V180H209ZM247 179H250L252 183L250 182V180H247ZM255 179L257 180L256 184L258 183V180L261 179L262 183L260 182L261 183L259 185L260 187L259 186L257 187V185L255 184ZM22 180H23V183H21ZM198 180H200V181H198ZM228 180H229V182H228ZM244 180L245 181L247 180L249 182L246 181V183L245 182L243 183ZM19 181H20V184H19ZM33 181H34V183H33ZM56 181H57V186L55 184ZM142 181H144V183ZM162 181L164 183L167 182V183H165V185H164L165 187H163V189H165L166 186H169V188H166L167 190L165 189L167 196L164 195L166 193H164L163 195L161 194L162 193L161 191H163V190H161L162 189L161 185L164 184V183H162ZM214 181H216V182H214ZM230 181H232V182H230ZM180 182H182V187H181L182 189L181 190H179L180 189L179 187L181 186ZM227 182H228V184H227ZM238 182L240 183V186H238L239 185ZM176 183H179V184L177 185ZM218 183L221 185L223 184L224 186L223 185L220 186ZM231 183H233V184H231ZM235 183H237V184H235ZM248 183H250L252 186H248V185L246 186V184H248ZM34 184H35V186H34ZM146 184L147 185L152 184V185L146 186ZM230 184H231V187H230ZM214 186H216V187H214ZM237 186H238V188L240 187L239 189L241 190V192L239 191V189H238V191H236ZM5 187H7V188H5ZM10 187H13V188H10ZM148 187L152 190V192L154 190L155 193H152ZM8 188H10V189H8ZM34 188L35 189L37 188V189L35 190ZM48 188H51V189H48ZM146 188H148V190H149V191L146 190L148 192V194L152 193L151 194L152 197L150 195H148L149 196V198H148L146 191H144ZM170 188H171V191H170L171 193L173 190V193L171 195L173 197H171V199L169 198L170 192L168 191ZM196 188L199 189L198 187H196ZM217 188H220V189H217ZM245 188H246V190L248 188L250 190H247V193H246ZM253 188H255L254 191H253ZM5 189H8V191H6ZM27 189H29V190L26 191ZM177 189H178V191H177ZM216 189H217V191H216ZM257 189H259V190H257ZM41 190L43 193H41ZM48 190L49 191L51 190V192H49ZM127 190H129V191H127ZM31 191H32L33 195L31 194ZM34 191H35V193H34ZM227 191H229V192H227ZM168 192H169V195H168ZM205 193L206 194L209 193V194L206 195ZM219 193H221V195ZM237 193H238V195H237ZM262 193H264V192H262ZM43 194H45V195H43ZM51 194H52V196H50ZM181 194L183 197L181 196ZM233 194L235 195L234 198H233V196H234ZM46 195H49V196L46 197ZM158 195L159 196L161 195V197L159 198ZM205 195H206V197H205ZM34 196H35L36 200H35V198H33ZM38 196H39V198H38ZM42 196L46 197V199L45 198L43 199ZM163 196H165V197H163ZM241 196H243V197H241ZM253 196L256 198V200ZM40 197L43 199V201L45 200L44 203L41 202ZM48 197H49V200L52 197L51 200L49 201L50 204L47 203ZM162 197L164 199H162ZM184 197H185V199H184ZM208 197H209V199H208ZM229 197H231V198H229ZM210 198L212 201L210 200ZM249 198H250V200H248ZM260 198H263V199H260ZM32 199H33V201H32ZM165 199H167V200L170 199L169 200L170 202H168L166 206H165V203H166L165 201H167V200H165ZM181 199H182V201H181ZM218 199H219V201H217ZM46 200H47V202H46ZM147 200H149L150 202ZM157 200L158 201L160 200V203H158ZM171 200L173 201V203L171 202ZM223 200H225V201H223ZM1 201H4V202H1ZM146 201L149 203H151V202L152 203L149 204V203H146ZM178 201H179V204H178ZM205 201H209V202L207 203ZM45 202H46L47 206H46ZM28 203H30V204H28ZM33 203H35L37 207H40L41 211L40 210H38V211L43 213V214H40L37 211L36 214L37 215L39 214L38 215L39 217L33 213H30V211L28 212V210H30V209L26 210L27 208H31V211H34V213H35L34 208H36V206ZM170 203H172L174 206L172 204H171V206H169ZM212 203H214V205ZM226 203H230V204L228 205ZM258 203L261 205V207H260V205H258ZM147 204L149 205V207ZM155 204H156V207L159 206L158 208H160V211L163 207V209H162L163 213L162 214L160 213L162 216H164L163 219L160 216H156L157 215L156 213L158 212V208H154ZM161 204H162V206H161ZM223 204H226V206H221ZM231 204H233L235 206H233V205L231 206ZM29 205H31V206H29ZM42 205H44L43 209H42ZM150 205L153 208H151ZM227 205H228V207H227ZM12 206L14 207V209ZM164 206L166 207V211H165ZM203 206H204V208H203ZM167 207H169V208H167ZM205 207H206V209H205ZM10 208H12V209H10ZM146 208L147 209L149 208V209L147 210ZM172 208H173V210H172ZM261 208H263V209H261ZM153 209H156L155 215H154ZM245 209H246V211H245ZM150 210H151V212H150ZM169 210L170 211L172 210V212H170ZM206 210L208 211V213ZM240 210H243V211H240ZM253 210H255V211H253ZM167 211L170 212V214H172V213L173 214L169 218V220L166 222V225H165L163 220H165V221L167 220V215L169 214ZM247 211L250 213L249 215L247 214ZM16 212H18V213H16ZM185 212H189V213H185ZM204 212H206V213H204ZM26 213L27 214L30 213L31 215L29 216ZM165 213H167V215ZM198 213L202 214L203 216L200 215V217H199ZM149 214L154 215V217L152 218V216H149ZM160 214L158 213V215H160ZM241 214H243V215H241ZM41 215L42 216L46 215L47 217H44V216L42 217ZM196 215H198V216H196ZM224 215L225 216L227 215V216L224 217ZM8 216L10 217L11 220H9ZM36 216L39 219L40 218H43V219H41V221H39V219H37ZM72 216L75 217V218L73 217L74 220H73V218H71ZM189 217H190V219H189ZM194 217H195V220H194ZM201 217H203V218H201ZM30 218H29V220H31ZM35 218L39 222H36L34 220ZM72 220L74 222H72ZM196 220H198V222H194ZM1 221H0V223H2ZM252 221H254L253 223H255V225L253 223H251ZM75 222L78 225L77 224L75 225ZM194 223H195V225H194ZM201 223H202V225H201ZM70 224H71V226L74 225L73 227L70 226L72 231H69L70 230V227H69ZM196 225H198V226H196ZM199 225H201V226H199ZM16 227H17V231H18L20 229V225H17ZM5 230H7V231H5ZM259 236H261V238ZM54 237H55V240H57V241H55L54 239L50 240V238H54ZM36 242H34V243L36 245H38ZM40 244H39V246H40ZM29 254H27V255H29ZM18 256L21 257L20 258L21 262H17L18 258H16V257H18ZM27 257H26V259L30 260ZM1 261H0V264H2ZM26 261H24V262L27 263ZM24 262H23V264H24Z\"/></svg>",
    "mask_w": 264,
    "mask_h": 264
},
{
    "label": "bare ground",
    "instance_id": "6f19581e",
    "mask_svg": "<svg viewBox=\"0 0 264 264\" xmlns=\"http://www.w3.org/2000/svg\"><path fill=\"white\" fill-rule=\"evenodd\" d=\"M45 1H46V0H45ZM45 1H44V2H45ZM47 1H48V0H47ZM47 1H46L45 3H47V4L49 5V3H48L49 1H48V2H47ZM53 1H55V0H53ZM67 1L69 2V0H67ZM76 1H77V0H76ZM76 1H75V3H76ZM116 1H117V0H116ZM118 1H119V2H121V1L124 2V0H121V1L118 0ZM118 1H117V3H119ZM208 1H209V0H208ZM33 2H34V0H33ZM59 2H60V0H57V4L60 5ZM61 2H62V0H61ZM65 2H66V1H65ZM68 2H67V4H68ZM71 2H73V1L71 0ZM91 2H92V3H95L94 0H91ZM96 2H97V5L94 6L95 8L93 7V8L95 9V12H96L97 10L103 12V10H104V5H105V4H102V5H103V6H102V5H101V2H98V1H96ZM149 2H150V1H149ZM204 2H205V1H204ZM261 2H262V1H261ZM261 2H259V3L262 4ZM54 3H55V2H54ZM54 3H51V4H54ZM78 3H79V2H78ZM98 3H100L101 6H99ZM102 3H103V1H102ZM107 3H108V4H113V3H110V2H107ZM127 3H128V2H126L125 4H123V5H125V9H126V10L129 9V8H127V5H128ZM129 3H130V2H129ZM205 3H206V2H205ZM207 3H208V2H207ZM249 3H250V5H251V7H252V3H254V2L251 3V2L249 1ZM255 3H257V2H255ZM255 3H254V4H255ZM47 4H46V6H47ZM51 4H50V5H51ZM69 4H72V3H69ZM126 4H127V5H126ZM130 4H132V3H130ZM257 4H258V3H257ZM263 4H264V3H263ZM263 4H262V5H263ZM62 5H63V4H61V7H62ZM76 5L78 6V4H76ZM93 5H95V4H92V6H93ZM114 5H115V4H114ZM123 5H122V6H123ZM162 5H163V4H162ZM250 5H249V6H250ZM31 6H32V5H30V8H31ZM42 6H43V5H42ZM51 6H52V5H51ZM55 6H56V5H55ZM85 6H86V5H85ZM97 6H99L100 8L102 7L103 9H100L99 7L96 9ZM118 6H119V5H118ZM128 6H130V5H128ZM203 6H204V5H203ZM246 6H248V5H246ZM246 6H245V8H246ZM249 6H248V7H249ZM43 7H45V6H43ZM43 7H42V8H43ZM53 7H54V6H53ZM53 7H51V8H53ZM67 7H69V6H67ZM73 7H74V6H73ZM107 7H108V6H107ZM107 7H106V8H107ZM113 7H115V6H112V8H113ZM133 7H134V6H133ZM154 7H155V6H152L153 9H154ZM161 7H164V6H161ZM167 7H169V6H167ZM23 8H24L23 10L25 11L26 8H25L24 5H23ZM32 8H33V7H32ZM42 8H41V9H42ZM48 8H50V7H48ZM48 8H47V9H48ZM57 8H60V6L57 7ZM77 8H78V7H77ZM77 8H76V9H77ZM89 8H92V7H89ZM112 8H111V10H112ZM119 8H120V7H119ZM148 8H149V6H148ZM150 8H151V7H150ZM150 8H149V9H150ZM165 8H166V7H165ZM262 8H263V6H261L260 9H262ZM64 9H65V7H64ZM71 9L73 10L72 6H71ZM76 9H75L74 11H71V13L73 12V14H74V12H77ZM122 9H123V7H122ZM122 9H121V10H122ZM130 9H131V8H130ZM133 9H135V8H133ZM133 9H131V11H132ZM153 9H151V10H153ZM248 9H250V8H248ZM251 9H252V8H251ZM260 9H259V10H260ZM21 10H22V9H21ZM21 10H20V11H21ZM27 10H29V8H28ZM27 10H26V11H27ZM43 10H44L43 12H45L46 9H43ZM50 10H51V9H50ZM56 10H57V9H56ZM61 10H62V8H60V11H61ZM66 10H67V9H66ZM88 10H89V12H88ZM88 10L85 9V13L83 14L84 16H88V15H85L86 12H88L87 14H89V15H90V13L92 12L90 9H88ZM92 10H93V9H92ZM111 10H110V13H111ZM115 10H116V7H115ZM115 10L112 11V14H114L113 12H115ZM165 10H166V9H165ZM168 10L171 12V14H170V12H169ZM172 10H173V9H171V10H170V9H167V11H166L167 14H166V19H165L166 21H167V19H168V15H169V16L171 15V17H172L173 14L176 13V12L173 13ZM200 10H201V11H202V10L205 11V7H204V9H202V8L200 9V8H199V12L201 13ZM208 10H209V9H208ZM244 10H245V9H244ZM253 10H254V9H253ZM253 10H252V11H253ZM256 10H257V13H259V12H264V11H259L257 8H256ZM37 11H38V9H37ZM41 11H42V10H40L39 12L41 13ZM48 11H49V10H48ZM48 11L46 10V12H48ZM99 11H97V12H98L97 14L100 15ZM106 11H107V10H106ZM123 11H125V10L123 9ZM123 11H122V12H123ZM134 11H135V10H134ZM159 11H161V10H158V11L156 12V14H157ZM162 11H163V10H162ZM162 11H161V14L163 15V13H165V12L162 13ZM173 11H174V10H173ZM204 11H203V13H204V15H205L204 17H206V16L208 15V13L206 12V11H207V8H206V11H205V12H204ZM229 11H230V9H229ZM231 11H232V10H231ZM258 11H259V12H258ZM16 12H17V10H16ZM46 12H45V13H46ZM50 12L53 13V12H55V11L51 10ZM61 12L65 13V15H66V12H65V11L62 10ZM102 12H101V13H102ZM152 12H153V13H152ZM12 13H13V12H12ZM14 13H15V12H14ZM21 13H22V12H21ZM28 13H30V10H29ZM55 13H56V12H55ZM103 13H104V12H103ZM103 13H102V14H103ZM105 13H106V12H105ZM151 13L154 14V10L151 11ZM168 13H169V14H168ZM172 13H173V14H172ZM41 14H42V13H41ZM69 14H70V12L68 13V16H69ZM73 14H71V15H73ZM92 14L95 15L94 12H92ZM112 14H111V17H112ZM116 14H117V13H116ZM122 14H123V13H122ZM159 14H160V13H159ZM201 14H202V13H201ZM206 14H207V15H206ZM210 14H211V13H210ZM227 14H228V13H227ZM252 14H253V13H252ZM13 15H14V14H13ZM28 15H29V14H28ZM36 15H38V14L35 13L34 16H36ZM54 15H55V14H54ZM62 15H63V14H62ZM94 15H93V16H94ZM99 15H98V16H99ZM105 15H106V14H105ZM129 15H130V14H129ZM129 15H128V16H129ZM135 15H136V14H135ZM157 15H158V14H157ZM157 15H156V16H157ZM174 15H175V14H174ZM177 15H178V14H177ZM197 15L200 16L199 13H197ZM197 15H194V16H196V21H195L194 19H192L193 21H189V22L186 23V25H187L188 27H190V28H192V29H194V30H199V29L202 27L201 24L203 23V22H202V23L200 22V23H201V24H200V23H199V20H198V22H197V19H198V17H199V16L197 17ZM211 15H212V14H211ZM218 15H219V14H218ZM229 15H230V14H228V16H229ZM14 16H15V15H14ZM22 16H23V14H22ZM43 16H44V15H43ZM43 16H42V18H43ZM57 16H59V13H58ZM74 16H77V14L74 15ZM74 16H72V17H74ZM84 16H83V17H84ZM96 16H97V15H96ZM100 16H101V15H100ZM130 16H131V15H130ZM154 16H155V15H154ZM154 16L151 15V17H154ZM175 16H176V15H175ZM189 16H191V15H189ZM235 16H236V15H235ZM235 16H234V17H235ZM3 17H4V16H3ZM15 17H16V16H15ZM24 17H27V16H23V18H24ZM44 17H45V16H44ZM53 17H54V19H55V16H53ZM59 17H60V16H59ZM83 17H82V18H83ZM94 17H95V16H94ZM94 17H93V18H94ZM109 17H110V16H109ZM118 17H119V16H118ZM133 17H135V16H133ZM171 17H169V18H171ZM173 17H174V16H173ZM177 17H178V16H176V18H177ZM181 17L183 18V16H181ZM192 17H193V16H192ZM201 17H202V19L204 18V17H203V14L201 15ZM0 18H1V17H0ZM7 18H8V17H7ZM28 18H29V16H28ZM28 18H27V19H28ZM30 18H31V17H30ZM30 18H29V19H30ZM36 18H38V17H36ZM107 18H108V17H107ZM107 18H106L105 20H107ZM156 18H157V17H156ZM188 18H189V17H188ZM188 18H187V19H188ZM211 18H213V20H214V15H212ZM211 18H210V16H209V19H211ZM257 18H259V15H258ZM17 19H18V17H17ZM52 19H53V18H52ZM57 19H58V18L56 17V21H59V19H58V20H57ZM84 19H85V20H88V19L90 20V19H91V21L94 20V19L92 20V18H88V19H87V18H85V17H84ZM96 19H97V18H96ZM114 19H115V18H114ZM116 19H117V18H116ZM116 19H115V21H116ZM129 19H130V18H129ZM131 19H132V18H131ZM152 19H154V18H152ZM160 19H161V18H160ZM163 19H164V17H163ZM215 19H216V18H215ZM217 19H219V18H217ZM222 19H223V18H222ZM222 19H221V21H223ZM260 19H261V18H260ZM0 20H1V19H0ZM18 20H20V19H18ZM40 20H41V19H40ZM48 20H49V19H48ZM66 20H68V19H66ZM69 20H70V19H69ZM69 20L67 21L69 25L66 24V26H71V29H72V25H71V24L73 23V20H72V22H70ZM74 20H75V19H74ZM82 20H83V19H82ZM85 20H83V21H85ZM97 20H98V19H97ZM105 20H104V22H105ZM112 20H113V19H112ZM123 20H124V19H123ZM127 20H128V19H127ZM127 20H125V21H127ZM135 20H137V17H136ZM165 20H164V22H165ZM171 20H172V18H171ZM171 20H170L169 22H171ZM177 20H179V19L177 18ZM204 20H205V19H204ZM204 20H203V21H204ZM211 20H212V19H211ZM211 20H210V21H211ZM2 21H3V19H2ZM2 21H0V23H1ZM9 21H10V20H9ZM12 21H13V20H12ZM56 21H54V22H56ZM109 21H110V20H109ZM129 21H130V20H129ZM201 21H202V20H201ZM206 21H207V20H206ZM206 21H205V23H206ZM260 21H261V20H260ZM13 22H14V21H13ZM19 22H20V21H19ZM37 22L40 23V21H37ZM37 22H36V23H37ZM45 22H46V21H44V23H45ZM65 22H66V21H65ZM65 22H63V25H64ZM69 22H70L71 24H70ZM93 22H94V21H93ZM95 22H96V21H95ZM107 22H108V21H107ZM107 22H106V25L103 23V24H104V27L107 26V25H109ZM120 22H121V19H120ZM120 22H118L119 24H118V23H116V24L120 25V24H121ZM136 22H138V20H137ZM142 22H143V21H142ZM142 22H141V23H142ZM178 22H179V21H178ZM218 22H219V21H218ZM261 22H262V21H261ZM41 23H42V22H41ZM44 23H42L41 25H43ZM46 23H47V22H46ZM52 23H53V22H52ZM58 23H59V22H58ZM76 23H77V21H76ZM109 23H110V22H109ZM122 23H123V22H122ZM161 23H162V21H161ZM211 23H212V22H211ZM211 23H208V26L211 25ZM213 23H215V22H213ZM232 23H235V20H233ZM1 24H2V23H1ZM13 24H14V23H13ZM37 24H38V23H37ZM56 24H57V23H56ZM56 24H55V25H56ZM74 24H75V23H74ZM77 24H78V23H77ZM92 24H93V23H92ZM95 24H96V23H95ZM95 24H94V25H95ZM133 24L136 25L135 21H134V23H132V25H133ZM137 24H138V23H137ZM262 24H264V22H263ZM9 25H10V24H9ZM41 25H40V26H41ZM57 25H58V24H57ZM59 25H61V26L63 27L62 24H59ZM75 25H76V24H75ZM96 25H97V24H96ZM98 25L103 26L102 24H99V23H98ZM113 25L115 26V23H113ZM113 25H111V26H113ZM123 25H124V24H123ZM161 25H162V24H161ZM163 25H164V23H163ZM171 25H172V24H171ZM181 25H182V24H181ZM6 26H7V25H6ZM12 26H13V25H12ZM14 26H15V25H14ZM17 26H18V25H17ZM35 26H37V25H35ZM40 26H39V27L37 26V29H40ZM43 26H44V25H43ZM46 26H48V25H46ZM51 26L55 27L54 30H55L56 27H57V26H54V24H53V25L51 24ZM51 26H50V27H51ZM101 26H100V27H101ZM124 26H125V25H124ZM130 26H131V25H130ZM142 26H143V25H142ZM168 26H169V25H168ZM211 26H212V25H211ZM261 26H262V25H261ZM2 27H3V26H2ZM7 27H8V26H7ZM33 27H34V26H33ZM53 27L50 28V31H51V29H53ZM62 27H61V28H62ZM73 27H74V26H73ZM78 27H79V26H78ZM96 27L98 28L99 26H96ZM96 27H94V28H95L94 30H100L99 28L96 29ZM107 27H108V26H107ZM116 27H118V26H116ZM116 27H115V28H116ZM132 27L136 29L137 26H136V27H135V26H132ZM132 27H131V28H132ZM138 27H141V25H139ZM144 27H145V26H144ZM159 27H160V26H159ZM164 27H165V25H164ZM205 27H206V25H205ZM10 28H11V31L15 30L14 27H10ZM12 28H13V30H12ZM17 28H18V27H16V29H17ZM30 28H32V27H30ZM67 28H68V27H67ZM109 28H111V27H109ZM120 28H122V27H120ZM123 28H124V27H123ZM131 28H127V29H129V32H131V31H130ZM141 28H142V27H141ZM166 28H167V26H166ZM169 28H170V27H169ZM180 28H181V27H180ZM219 28H220V27H219ZM233 28H234V26H233ZM239 28H240V29H239ZM239 28H237V29H238V32H239V30L242 31V30H241L242 27L239 26ZM4 29H6V28L4 27ZM7 29H8V28H7ZM33 29H34V28H33ZM33 29L31 30L32 32H33ZM43 29H44V28H43ZM43 29H42V30H43ZM47 29H49V28H47ZM63 29H64V28H63ZM69 29H70V27H69ZM69 29H66V31L69 30ZM74 29H75V28H74ZM74 29H73V30H74ZM76 29H77V28H76ZM107 29H108V28H107ZM107 29H106V30H107ZM124 29H125V28H124ZM135 29H132V30H135ZM167 29H168V28H167ZM172 29H173V27H172ZM172 29H169V30H172ZM202 29H203V27H202ZM214 29H215V28H214ZM0 30H1V29H0ZM34 30H35V29H34ZM54 30H53V33L56 32V31H54ZM78 30H79V29H78ZM78 30H77V32H78ZM102 30H103V28H102ZM108 30H109V29H108ZM108 30H107V32H108ZM119 30H120V29H119ZM185 30H188V29H185ZM207 30H208V29H206L205 32H206ZM8 31H9V29H8ZM8 31H7V32H8ZM28 31H29V34H30V30H28ZM37 31H38V30H37ZM44 31H45V29H44ZM57 31H58V30H57ZM59 31H60V30H59ZM62 31L64 32V30H62ZM123 31H124V30H123ZM123 31H122V32H123ZM138 31H139V32H138ZM140 31H141V29H140V30L137 29L136 32H137L138 34H136V33H134V34L137 36V35H139ZM177 31H178V30H177ZM244 31H245V30H244ZM1 32L4 33V31H1ZM1 32H0V33H1ZM15 32H16V31H15ZM39 32H40V31H39ZM47 32L49 33V31L46 30V33H47ZM60 32H61V31H60ZM60 32H59V33H60ZM69 32H70V30L68 31V33H69ZM71 32H72V31H71ZM77 32L74 31V33H77ZM95 32H98V31H94V33H95ZM104 32H106V31H104ZM118 32H119V31H118ZM122 32L120 33L121 35L124 34V33H122ZM126 32L129 33L128 31H126ZM126 32H125V33H126ZM133 32H135V31H133ZM174 32H175V31H174ZM211 32H212V31H211ZM219 32H220V31H219ZM235 32H237V30H236ZM238 32H237V33H238ZM5 33H6V31H5ZM5 33H4V34H5ZM19 33H20V32H19ZM21 33H22V34H21V36H22V35H23V32H21ZM24 33H25V32H24ZM37 33H38V32H37ZM37 33H36V34H37ZM50 33H51V32H50ZM94 33H93V34H94ZM169 33H170V31H169ZM215 33H216V32H215ZM232 33H233V32H232ZM239 33H240V32H239ZM1 34H2V33H1ZM16 34H17V33H16ZM16 34H12V35H16ZM27 34H28V32H27L26 34H24L23 37H22V39H20V40H23V39L26 40L25 38H26V36H28ZM55 34H57V33H55ZM120 34H119V35H120ZM134 34H130V37H131V36H134ZM140 34H141V33H140ZM172 34H173V33H172ZM179 34H180V33H179ZM210 34H211V33H210ZM216 34H217V33H216ZM219 34H220V33H219ZM219 34H217V35H219ZM244 34H248V33L245 32ZM47 35H48V34H47ZM65 35H66L65 37L68 36V35H67V32H66ZM91 35H92V34H91ZM96 35H98V34L96 33ZM101 35H102V34H101ZM124 35L126 36V34H124ZM185 35H188V34H186V32H185ZM211 35H212V34H211ZM10 36H11V35H10ZM10 36H8V37H10ZM21 36H20V37H21ZM38 36H39V35H38ZM42 36H43V35H42ZM44 36H45V35H44ZM50 36H51V37H48V36H47V37L50 38V39L53 38V37H52L53 35H50ZM59 36H60V35H59ZM63 36H64V34H63ZM74 36H75V35H74ZM105 36H106V33H105ZM105 36H103V37L105 38ZM127 36H128V35H127ZM190 36H191V35H190ZM205 36H206V35H205ZM207 36H208V35H207ZM249 36H250V34H249ZM3 37H4V35H3ZM29 37H31V35L28 36L27 39H28ZM32 37H33V34H32ZM76 37H78V36L76 35ZM76 37H74V38H76ZM80 37H81L80 40H82V39L85 38L86 36H85V37H82V35H80ZM96 37H98V36H96ZM130 37H129V38H130ZM134 37H135V36H134ZM134 37H133V42H134ZM138 37H139V36H138ZM187 37H188V36H187ZM199 37H201V36H199ZM246 37H247V36H246ZM246 37H245V38H246ZM10 38H11V37H10ZM12 38H13V37H12ZM33 38H34V37H33ZM33 38H32V39H33ZM35 38H36V37H35ZM55 38H56V37H55ZM72 38H73V36L71 37V39H72ZM74 38H73L72 40L68 38L69 40L74 41V42H73L74 44L71 42L73 45H75V42H77L76 40L79 39V38H77V39L75 40ZM87 38H90V36L88 35ZM94 38H95V35H94ZM94 38H93V39H94ZM98 38H99V37H98ZM98 38H96L97 40L94 39V40H95L94 42H98V41L101 39V37H100L99 40H98ZM119 38H120V37H119ZM119 38H118V39H119ZM124 38H125V37H124ZM136 38H137V37H136ZM192 38H193V37H192ZM201 38H202V37H201ZM41 39H42V38H41ZM46 39H47V38H46ZM57 39H58V38H57ZM59 39H60V38H59ZM59 39H58L57 41H61V40H59ZM62 39H64V38L62 37ZM85 39H86V38H85ZM85 39H84V40H85ZM90 39H91V38H90ZM196 39H197V38H196ZM203 39H204V38H203ZM211 39H212V38H210V41H211ZM238 39L241 40L242 38L240 39V38L238 37ZM243 39H244V37H243ZM12 40H13V39H12ZM18 40H19V39H18ZM20 40H19V42H20ZM29 40H30V39H29ZM35 40H36V39H35ZM35 40H34V41H35ZM44 40H45V38H44ZM44 40H42V41H44ZM69 40H68V41H69ZM80 40H78V41H80ZM102 40H103V39H102ZM124 40H125V39H124ZM245 40H246V39H245ZM249 40H250V39H249ZM8 41H9V40H8ZM13 41H14V40H13ZM15 41H16V40H15ZM51 41H53V40H51ZM51 41H50V42H51ZM54 41H55V40H54ZM86 41H87V40H85V45H86ZM89 41H90V40H89ZM120 41L122 42L121 39H120ZM130 41H131V40H130ZM130 41H129V43H130ZM135 41H136V39H135ZM138 41H139V39H138ZM138 41H137V42H138ZM243 41H244V40H243ZM11 42H12V41H11ZM19 42H18V44H20ZM24 42H25V41H24ZM27 42H29V41H27ZM31 42H33V41H31ZM37 42H38V41H37ZM46 42H48V40H46ZM80 42H81V41H80ZM87 42H88V41H87ZM90 42H91V41H90ZM94 42H91V43H94ZM121 42H120V43H121ZM133 42H132L131 44H133ZM207 42H208V41H207ZM213 42H214V40H213ZM236 42H237V41H236ZM236 42H235V43H236ZM4 43H5V42H4ZM6 43H7V42H6ZM9 43H10V41H9ZM13 43H14V42H13ZM25 43H26V42H25ZM29 43H30V42H29ZM41 43H42V42H41ZM54 43H55V42H54ZM66 43H67V42H66ZM69 43H70V41H69ZM77 43H78V42H77ZM81 43H83V40H82ZM88 43H89V42H88ZM100 43H101V40L98 42V44L95 43V44H91V45H95V47H96V44H97V46H98ZM114 43H115V42H114ZM135 43H136V42H135ZM235 43H234V44H235ZM14 44H15V43H14ZM16 44H17V43H16ZM18 44H17V45H18ZM33 44H35V43L33 42ZM33 44H32V46H33ZM47 44L49 45V43H47ZM52 44H53V43H52ZM55 44H57V43H55ZM72 44H71V45H72ZM101 44H102V43H101ZM117 44H118V43H117ZM127 44H128V43H127ZM136 44H137V43H136ZM141 44H142V43H141ZM141 44L139 43V45H141ZM206 44H207V43H206ZM21 45H22V44H21ZM21 45H20V46H21ZM23 45H24V44H23ZM37 45H39V44L37 43ZM48 45H47V47L45 46V48L49 49V48H48V47H49ZM61 45H62V44H61ZM73 45H72V46H73ZM79 45H80V47H79ZM82 45H83V44H82ZM87 45L90 46L89 44H87ZM114 45H116V44H114ZM118 45H119V44H118ZM137 45H138V44H137ZM142 45H144V44H142ZM142 45L140 46L141 48L139 47V49H143V50H145L144 47H142ZM167 45H168V44H167ZM237 45H238V44H237ZM57 46H58V45H57ZM68 46H70V44H69ZM109 46H111V44H110ZM127 46H128V45H127ZM127 46H125V44H124V48H126ZM168 46H170V45H168ZM12 47H13V46H12ZM23 47H24V46H23ZM25 47H26V44H25ZM51 47H53V45H52V46L50 45V48H51ZM54 47H55V46H54ZM78 47H79V49H80V48H81V44L78 43ZM78 47L76 46V48H78ZM84 47H85V46H84ZM95 47H94V49H95ZM98 47H99V46H98ZM98 47H97V48H98ZM114 47H115V46H114ZM165 47H166V46H165ZM171 47H173V46H171ZM176 47H177V46H176ZM179 47H180V46H179ZM230 47H231V46H230ZM21 48H22V47H21ZM29 48H30V47H29ZM55 48H57V47H55ZM58 48L61 49L60 46H59ZM58 48H57V49H58ZM68 48H69V47H68ZM82 48H83V47H82ZM107 48H108V47H107ZM107 48H106V49H107ZM111 48H112V47H111ZM119 48H121V46H120ZM137 48H138V47H137ZM137 48H136V49H137ZM238 48H239V47H238ZM73 49H74V48H73ZM79 49H78V50H79ZM85 49H86V48H85ZM87 49H88V47H87ZM117 49H118V47H117ZM164 49H166V48H164ZM171 49H172V48H171ZM176 49H177V48H176ZM224 49H225V48H224ZM228 49H230V48H228ZM11 50H12V49H11ZM38 50H39V49H38ZM38 50H36V53H37ZM45 50H46V49H45ZM74 50H75V51H74V53H75L77 50H76V49H74ZM89 50H90V48H89ZM114 50H115V48H114ZM114 50H112V51H114ZM143 50H142V51H143ZM174 50H175V49H174ZM178 50H179V49H178ZM182 50H183V49H182ZM216 50H218V49H216ZM225 50H227V49H225ZM239 50H240V49H239ZM8 51H9V50H8ZM20 51H22V50H20ZM31 51H32V50H31ZM33 51H34V50H33ZM33 51H32V52H33ZM39 51H40V50H39ZM39 51H38V52H39ZM60 51H62V52H60V53H64V52H63V49H61ZM85 51H86V52H85L86 55L90 54V52L87 53L88 50H85ZM92 51H93V47H92ZM168 51H170V50H168ZM211 51H212V50H211ZM211 51H210V52H211ZM230 51H231V50H230ZM241 51H242V50H241ZM241 51H240V56H247V55H245V54H248L247 50H246V53H244V50H243V52H241ZM18 52H19V50H18ZM18 52H17V53H18ZM32 52H31V53H32ZM58 52H59V51H58ZM58 52H57V53H58ZM65 52H66V51H65ZM79 52H80V50H79ZM81 52H82V50H81ZM83 52H84V50H83ZM135 52H136V50H135ZM178 52H179V51H178ZM181 52H182V51H181ZM181 52H180V53H181ZM183 52H184V50H183ZM210 52H209V53H210ZM2 53H3V52H2ZM10 53H11V52H10ZM23 53H24V52H23ZM23 53H22V55H23ZM29 53H30V52H29ZM31 53H30V55H32ZM48 53L51 54L52 52L50 53V51H48ZM48 53H47V54H48ZM57 53H56V54L53 53L54 56H55V58H57L56 56L60 55L59 53H58V55H57ZM85 53H82V54H85ZM167 53L170 54V52H167ZM175 53H176V52H175ZM185 53H186V52H185ZM206 53L209 55V53L207 52V50H206ZM214 53L217 54V52H216L215 50H214ZM218 53H221V50L218 51ZM222 53H223V52H222ZM226 53H227V52H226ZM226 53H225V54H226ZM234 53H235V52H234ZM241 53H244V55H241ZM11 54H13V53H11ZM27 54H28V53H27ZM33 54H35V52H34ZM37 54H38V53H37ZM42 54H43V55L46 54V51H44V53H42ZM47 54H46V55H47ZM79 54H80V56H79ZM79 54H78V53H77V55L74 54V57H77V56L81 57L82 54H81V53H79ZM93 54H94V53H93ZM107 54H108V53H107ZM139 54H140V52H139ZM141 54L145 55L144 52H142ZM169 54H168V56H169ZM4 55H5V54H4ZM4 55H3V56H4ZM14 55H15V54H14ZM30 55H29V56H30ZM61 55H62V57H63V54H61ZM64 55H65V53H64ZM75 55H76V56H75ZM96 55H97V54H96ZM103 55H104V53H103ZM143 55H142L141 57L139 56L141 60L144 58ZM170 55H171V54H170ZM182 55H183V54H182ZM182 55L179 54V56L176 57L177 59H176V58H175V59L178 60V58H179L180 56L182 57ZM185 55H189V54H184L183 57H185ZM231 55H232V54H231ZM233 55H235V54H233ZM253 55H254V54H253ZM38 56H39V54H38L37 56H34V55H33V57H36V58H39ZM51 56L53 57V55H51ZM71 56H73V55H71ZM209 56H211V54H210ZM216 56L219 57V55H216ZM216 56H215V58H216ZM221 56H222V55H221ZM223 56H225L224 53H223ZM223 56H222V57H223ZM256 56H258V55L256 54ZM20 57H21V56H20ZM20 57H18V60H19ZM30 57H31V56H30ZM30 57H29V59H31ZM33 57H32L33 60H32V59H31V60H32V61H35V60H34L35 58H33ZM40 57H42V56H40ZM47 57H48V56H47ZM49 57H50V56H49ZM49 57H48V58H49ZM62 57H61V58H62ZM83 57H84V56H82L81 59H83ZM91 57H92V56H91ZM102 57H103V56H102ZM102 57H101V58H102ZM110 57H112V56H110ZM163 57H164V59H165L166 55H164ZM232 57H233V56H232ZM235 57L237 58L236 55H235ZM251 57H252V56H251ZM251 57L248 56V58H251ZM7 58H8V57H7ZM23 58H27V56L25 57V53H24V57H23ZM23 58L21 57V60H20V61H22ZM42 58H44V57H42ZM45 58H46V57H45ZM50 58H51V57H50ZM85 58H87V56L84 57V59H85ZM105 58H106V57H105ZM105 58H104V60H103V58H102L101 60H103V61L105 62ZM108 58H109V56H108ZM112 58H113V57H112ZM118 58H119V57H118ZM121 58H122V57H121ZM126 58H127V57H126ZM161 58H162V57H161ZM168 58H169V57H168ZM168 58H167V59H168ZM185 58L187 59V57H185ZM185 58H181V59H183V61H186ZM206 58H207V56H206ZM227 58H228V57H227ZM229 58H230V57H229ZM242 58H243V57H242ZM246 58H247V57H246ZM246 58H243V59H246ZM256 58H257V57H256ZM0 59H1V58H0ZM29 59H27V60L24 59V61L26 60V61H27L26 63H28V62H30ZM58 59H59V58H58ZM58 59H57V61H58ZM64 59H65V58H64ZM64 59H63V60H64ZM67 59H68V58H67ZM72 59H73V58H72ZM81 59H80V60H81ZM92 59H93V58H92ZM124 59H125V57H124ZM124 59H123V60L121 59V60H122V61H125ZM128 59H129V58H128ZM133 59H134L135 64H137V63H138V64H140V63L143 64V62L140 61L139 59H137L138 62L135 60L136 58H133ZM133 59H132V57H131V60H132V61H133ZM164 59H163V61H162L163 63L165 62ZM204 59H205V58H204ZM216 59H217V58H216ZM218 59H219V58H218ZM221 59H222V58H221ZM221 59H220V60H221ZM230 59H231V58H230ZM240 59H241V58H239L238 60H240ZM12 60H13V59H12ZM18 60H17V61H18ZM28 60H29V61H28ZM36 60H37V59H36ZM48 60H50V62H51L52 59H47V60H44V61H48ZM59 60H60V59H59ZM63 60H62V62H64ZM65 60H66V59H65ZM78 60H79V59H78ZM85 60H86V59H85ZM101 60H100V58H99V61H100V62H101ZM109 60H110V59H109ZM129 60H130V59H129ZM207 60H209V62H210L211 59L208 58ZM207 60H205V61H202V60H201L202 62L199 61L200 64H202V63L205 62L204 64H202L201 69H202L206 64L209 63V62H207ZM220 60H219V61H220ZM227 60H228V59H227ZM234 60H235V59H234ZM246 60H250V59H246ZM246 60H244V61L247 62ZM256 60L258 61V59H256ZM256 60H255V62H256ZM260 60L263 62V59H260ZM10 61H11V60H10ZM24 61H23V62H24ZM32 61H31V62H32ZM42 61H43V60H42ZM54 61H55V60H54ZM54 61H53L52 63H54ZM75 61H76V58H75ZM96 61H97V59H96ZM99 61H97V62H99ZM110 61H112V60H110ZM119 61H120V60H119ZM139 61H140V62H139ZM148 61H149V59H148ZM169 61H170V60H169ZM181 61H182V60H181ZM183 61H182V62H183ZM211 61H212V60H211ZM228 61H229V60H228ZM231 61H233V59H232ZM2 62H3V61H2ZM4 62H5V61H4ZM4 62H3V63H4ZM35 62H36V61H35ZM37 62H38V61H37ZM59 62H60V61H58V63H59ZM80 62H81V61H80ZM85 62H86V61H85ZM88 62H89V61H88ZM97 62L94 63V59H93V61H91V70L93 69V68H92L93 65L96 66V65L98 64ZM116 62H117V64H118L117 66H119L120 63H118L117 60H116ZM129 62H131V61H129ZM136 62H137V63H136ZM188 62H189V59H188ZM188 62H186V63H188ZM199 62H198V63H199ZM221 62H222V61H221ZM234 62H235V64H234V63H232V64H233V66H234V65L236 66V60H235ZM240 62H241V61H240ZM249 62H250V61H249ZM259 62H260V61H258V63H259ZM8 63H9V61H8ZM13 63H14V62H13ZM13 63H11V65H12ZM48 63H49V62H48ZM58 63H57V64H58ZM66 63H67V62H66ZM74 63H75V62H74ZM81 63H82V62H81ZM93 63H94V64H93ZM114 63H115V62H114ZM123 63H126V62H123ZM127 63H128V62H127ZM131 63H132V62H131ZM159 63H161V62H159ZM166 63H167V62H166ZM171 63H174L173 60L171 61ZM175 63H176V62H175ZM183 63H184V62H183ZM216 63H218V60H217V62L214 61V64H216ZM6 64H7V63H6ZM23 64L26 65L25 62H24ZM33 64H34V63H33ZM75 64H76V63H75ZM77 64H78V63H77ZM89 64H90V63H89ZM89 64H88V65H89ZM92 64H93V65H92ZM103 64H104V63H102V64H98V66H99V65H102V66H103ZM138 64H137V65H138ZM151 64H152V63H151ZM156 64H158V63H156ZM178 64H180L179 61H178L177 64H176L177 67H178ZM195 64H196V63H195ZM210 64H211V63H210ZM210 64H209V65H210ZM221 64H222V63H221ZM228 64H229V63H228ZM228 64H227V65H228ZM232 64H230V66H231ZM246 64L249 65L248 62H247ZM246 64H244L245 67L247 66ZM251 64H252V63H251ZM255 64H257V63H255ZM255 64L253 63V65H251V66H252V69H253L255 66H257V65H255ZM7 65H8V64H7ZM29 65H30V66H29ZM29 65H27V66H28V67H31V66H32V64H30V63H29ZM35 65H36V64H35ZM58 65H59V64H58ZM61 65L63 66V64H61ZM61 65H59V66H61ZM73 65H74V64H73ZM88 65H87V66H88ZM105 65H106V63H105ZM125 65H126V64H125ZM137 65L135 66L134 63H133V66H135L136 70L139 68V67H137ZM162 65H163V64H162ZM162 65H161V66H162ZM164 65H165V63H164ZM164 65H163V66H164ZM166 65H167V64H166ZM170 65H171V64H170ZM183 65H184V64H183ZM183 65H182V67H183ZM188 65H189V64H188ZM193 65H194V64H192V67H193V68H192V67L190 68L192 74H194V70H195V69H194L195 66H193ZM203 65H204V66H203ZM218 65H219V64H217V65H215V66H218ZM244 65H243V69H244ZM258 65H259V64H258ZM261 65H263V64H261ZM261 65H259V67H260ZM55 66H56V65H55ZM55 66H54V67H55ZM64 66H65V65H64ZM64 66H63V68H64ZM67 66H68V65H67ZM67 66H66V67H67ZM81 66H83V63L81 64ZM98 66H96V67H98ZM106 66H107V65H106ZM127 66H128V65H127ZM143 66H144V65H143ZM149 66H151V65H149ZM153 66H154V65H153ZM159 66H160V65H159ZM163 66H162V67H163ZM172 66H173V64H172ZM190 66H191V65H190ZM190 66H189V67H190ZM233 66H232V67H233ZM240 66H241V65H240ZM253 66H254V67H253ZM3 67H4V66H3ZM3 67H1V65H0V68H3ZM5 67H6V66H5ZM5 67H4V68H5ZM15 67H16V66H15ZM32 67H33V66H32ZM40 67H41V66H40ZM57 67H58V66H57ZM57 67H56V68H57ZM66 67H65V68H66ZM96 67H95V68H96ZM124 67H126V66H124ZM170 67H171V66H170ZM177 67H176V69H177ZM189 67H188V68H189ZM210 67H211V69H212V66H210ZM213 67H214V66H213ZM225 67H226V68H225V69H226L225 71H226V73H227V71H228V70H227V66H225ZM237 67L239 68V66H237ZM248 67H249L248 69L250 70V68H251L250 65H249ZM23 68H24V67H23ZM23 68H22V69H23ZM50 68L52 69L51 66H50ZM50 68H49V69H50ZM74 68H76V67L74 66ZM100 68H101V66H100ZM100 68H98V69H100ZM110 68H111V67H110ZM117 68H118V67H117ZM117 68L114 69V67H113V70L110 69V70L113 71V72L111 71L110 73H112V75H113L114 70H116V72H118L119 68H118V69H117ZM127 68L132 69L131 66L126 67V70H127ZM166 68H167V69H170V68H168L167 66H166ZM172 68H174V67H172ZM179 68H181V67L179 66ZM185 68H187L186 64H185V66H184V69H185ZM188 68H187V69H188ZM206 68L208 69V67H206ZM215 68L217 69V67H215ZM215 68L213 69V71L215 70V72H216V69H215ZM218 68H219V67H218ZM220 68H222V67L220 66ZM255 68H256V67H255ZM260 68H262V69L264 70V66H263V67H260ZM260 68H258V71H259ZM5 69H6V68H5ZM22 69H21V70H22ZM35 69H36V68H35ZM38 69H39V68H38ZM57 69H58V68H57ZM61 69H62V68H61ZM102 69H103V68H102ZM141 69H143V68L140 67V70H141ZM144 69H145V68H144ZM144 69H143V70H144ZM163 69H164V67H163ZM167 69L165 70L166 73H167ZM196 69H197V70H195V71H198V72H199L198 67H196ZM203 69L205 70V67H204ZM211 69H210V70H211ZM228 69H229V68H228ZM232 69H233V71H234V68H231V70H229V71H232ZM236 69H237V68H236ZM248 69H247V70H248ZM1 70H2V69H1ZM1 70H0V77H1V79H2L1 74L8 73V72L5 71L4 73H1ZM10 70H11V69H10ZM31 70L34 71L33 68H32ZM52 70H53V69H52ZM54 70H55V69H54ZM78 70H79V69H78ZM82 70H83V69H82ZM82 70H81V71H82ZM88 70H89V69H88ZM88 70H84V71H85L84 73L86 74V71H88ZM100 70H101V69H100ZM100 70H98V71H100ZM103 70H105V69H103ZM120 70H121V69H120ZM123 70H124V69L122 68V71H123ZM143 70L141 71V73L146 75V73H145L146 71L144 72ZM170 70H171V69H170ZM172 70H174V69H172ZM172 70H171V71H172ZM222 70H223V68L221 69V71H222ZM239 70H240V69H239ZM241 70H242V69H241ZM247 70H246V71H247ZM249 70H248L247 72H249ZM256 70H257V68H256ZM263 70H261V71H263ZM7 71H9V70H7ZM14 71H16V70H14ZM32 71H31V72H32ZM55 71H56V70H55ZM72 71H73V70H72ZM75 71H76V70H75ZM124 71H125V70H124ZM124 71H123V73L125 74ZM132 71H133V69H132ZM171 71H170V72H171ZM180 71L182 72V68H181ZM188 71H189V70H188ZM206 71H207V70H206ZM233 71H232V74H233ZM246 71H243V72L246 73ZM250 71H251V70H250ZM253 71H254V70H253ZM253 71L251 72V74H252V76H253V75L255 76L254 78H256V75H255V74H257L258 71H257V72L255 71L256 73L253 72ZM261 71H260V72H261ZM2 72H3V71H2ZM11 72H12V71H11ZM31 72H29V73H31ZM37 72L39 73V71H37ZM48 72H49V70H48ZM51 72H53V71H51ZM56 72H57V71H56ZM66 72H67V70H66ZM66 72H65V73H66ZM105 72H106V70H105ZM108 72H109V69H108L107 73H108ZM119 72H120V71H119ZM130 72H131V71L129 70V71H128V74H129V75L132 74V78H131L130 80H131L132 82L135 81V84L133 83L134 86H136L137 83H138L137 87L141 86V82H140V80H141V78H142V81H143V78H144L145 75L143 76L140 72H139V73H140V74H139V73H138V70H137V72L134 71V73H135L136 75H137V73H138V75H141V77L138 78V76H137V77H136L137 80H132V79H133V74H134V73H130ZM175 72H176V71H175ZM181 72H179L178 75L175 74L176 76H174V77H177V76L181 75V74H182ZM201 72H203V71L201 70ZM223 72H224V71H223ZM32 73H33V72H32ZM38 73H37V74H38ZM67 73H68V72H67ZM77 73L80 74V73H82V72L77 71ZM77 73H74V75L77 74ZM89 73H90V72H89ZM102 73H103V72H102ZM173 73H174V72H173ZM176 73H177V72H176ZM204 73H205L204 76H203L202 74H199V73H198V76H196V75L192 76V74L189 75V77H190V76L195 77V79H194V82H195V83H193V81H190V80H193L192 77H190L191 79H189V83H188L189 85L192 84L191 86H192L193 90H191L192 88H191V86L189 87L188 84H186V85H184V86H186V87L188 86V88L191 90L190 92H195L196 90H194V86H193V84H195V87H196L195 89H197L198 86L201 85V84H199V85L197 86L196 80L201 81L200 79H202V78L204 77V79H202V84H203V81L205 80V78H207L206 76L209 77V75H210V74L208 75V71H207V74H206V72H204ZM209 73L213 74L211 71H209ZM217 73H218V71H217ZM217 73H215V76H216ZM237 73L240 74L239 71H238ZM254 73H255V74H254ZM8 74L10 75V73H8ZM63 74H64V73H63ZM63 74H62V75H63ZM69 74H71V73H69ZM100 74H101V73H100ZM103 74H104V73H103ZM103 74H102V75H103ZM114 74H117V73H114ZM121 74H122V72H121ZM124 74H122V75H124ZM128 74H127V75H128ZM147 74H148V76H149V77L147 76V77H148V79H147L148 81L145 80V81L142 82V84H145L144 82H146V81H147L148 83H150V81H151L152 84H153L154 81H152V79L154 80V78L150 79V78H151V74L149 75V72H148ZM187 74H188V72H187ZM224 74H225V72H224L222 75H224ZM229 74H230V73H229ZM251 74H250V72H249V74L247 73V75H249V76H250ZM5 75H7V74H4V76H5ZM9 75H8V76H9ZM47 75H48V74H47ZM51 75H52V74H51ZM57 75H58V74H57ZM59 75H61V74H59ZM59 75H58V76H59ZM82 75H83V74H82ZM89 75H90V74H89ZM89 75H88V77H89ZM102 75L100 76L101 78L104 77V76H102ZM104 75H105V74H104ZM106 75H107V74H106ZM109 75H110V74H109ZM129 75H128V76H129ZM171 75H172V73H171ZM199 75H200V76H203V77L200 78V79H198V77H200ZM219 75H221V74H219ZM227 75H228V73H227ZM233 75H234V74H233ZM233 75H232V78H233V79H234V78H236V79L238 78V77H235V76L233 77ZM10 76H11V75H10ZM30 76H31V75H30ZM30 76H29V77H30ZM37 76H38V75H37ZM69 76H70L69 78H70V80H71V78H73V76H72V77H71V75H69ZM78 76H79V75H78ZM113 76H115V75H113ZM113 76H112V77H113ZM118 76H121V75L119 74ZM118 76H117V77H118ZM128 76H126V74H125L124 79H125L126 77H128ZM213 76H214V74H213ZM230 76H231V75H230ZM230 76H229V80H228V81H229L228 85H229L230 83H232V82H231L232 79L230 80ZM237 76H239V75H237ZM249 76H248V78H249ZM5 77H6V76H5ZM5 77H4V78H5ZM12 77H13V76H12ZM41 77H42V76H41ZM48 77L50 78V76H48ZM59 77H60V76H59ZM59 77H58V78H59ZM67 77H68V76H67ZM74 77L76 78L77 75L74 76ZM86 77H87V76H86ZM97 77H98V76H97ZM97 77H96V78H97ZM100 77H99V78H100ZM106 77H107V76H105V79H104V80L107 82V80L109 79V76L107 77L108 79H107ZM115 77H116V76H115ZM121 77H122V79H123V76H121ZM130 77H131V76H129L128 78H130ZM179 77H180V76H179ZM227 77H228V76H227ZM244 77H245V76H244ZM250 77H251V76H250ZM42 78H44V77H42ZM49 78H46V80L49 79ZM51 78L53 79L54 76H53V77L51 76ZM69 78L67 79L68 81H69ZM75 78H74L73 80H75ZM89 78H90V77H89ZM91 78H92V77H91ZM118 78H119V77H118ZM212 78H213V77H212ZM223 78H224V77H223ZM223 78H222V76L220 77V79H223ZM248 78L245 80V79L243 78V76H242V79H244V80H243V81H244V84L246 85V87H244V89L246 88V91L244 90V91H245L244 94H246V92H248V93H247V96H248V94L251 95V96H248V97H249L248 102L250 101L251 107H252V108L254 107V108H253L254 111H255V109H256L257 112H255V114L260 113L261 111H262V112H261L260 114H262V113L264 112V111H263V110H264V107L262 106V104L264 103V71H263V73H259L258 76H257V79H255V80H253V79H248ZM251 78H253V77H251ZM1 79H0V80H1ZM5 79H6V78H5ZM5 79H4V81H5ZM7 79H8V78H7ZM11 79H12V78H11ZM13 79H14V77H13ZM38 79H39V78H38ZM80 79H81V78H80ZM82 79H83V78H82ZM94 79H95V78H94ZM122 79H120V80H122ZM145 79H146V76H145ZM178 79H179V78H178ZM207 79H208V80H207ZM207 79H206L205 81H208V83L206 82V84L208 85V84L210 83V79H209V78H207ZM215 79H216L215 82L218 81V80H217V77H216ZM44 80H45V79H44ZM46 80H45V83H48V82L50 81V80H49V81L47 82ZM76 80H78V82H79V79H76ZM76 80H75V81H76ZM95 80H96V79H95ZM97 80H98V79H97ZM118 80H119V79H118ZM118 80H117V81H118ZM120 80H119L118 82H116V80H115L114 83L119 84ZM223 80H224V79H223ZM223 80H222V83H223ZM225 80H226V79H225ZM238 80H240V79H238ZM251 80H253V81H252V82H249V81H251ZM2 81H3V80H1V82H2ZM89 81H90V79H89ZM89 81H88V82H89ZM110 81H111V79H110ZM131 81H130V82H131ZM213 81H214V79H213L211 82H213ZM236 81H237V80H236ZM243 81H241V82H243ZM245 81H246V82L248 81L247 84L245 83ZM1 82H0V83H1ZM63 82H65V81L63 80ZM126 82H127V81H126ZM128 82H129V81H128ZM132 82H131V83H132ZM190 82H191V83H190ZM215 82H214V83H215ZM241 82H240V83H241ZM3 83H4V82H3ZM6 83H7V82H6ZM15 83H16V82H15ZM43 83H44V82H43ZM50 83H51V81H50ZM53 83H54V82H53ZM65 83H66V82H65ZM70 83H71V82H70ZM98 83H99V82H98ZM100 83L102 84L103 82H100ZM121 83H122V85H123V82H122V81H121ZM124 83H125V80H124ZM139 83H140V85H139ZM218 83H219V81H218ZM218 83H217V85L215 84L217 88H218V86H219ZM224 83H225V82H224ZM224 83H223V85H224V89H223V90H224V92H225V89L229 90V89H228L229 87H228V86H227L228 88L225 87L227 84L225 83V84H226V85H225ZM235 83H236V82H235ZM240 83H239V84H240ZM1 84H2V83H1ZM37 84H38V83H37ZM67 84H68V83H67ZM82 84H83V83H82ZM85 84H86V83H85ZM101 84H99V85H101ZM128 84H129V83H128ZM133 84H131V85H133ZM150 84H151V83H150ZM150 84H148V85L150 86ZM152 84H151V86H152ZM156 84H157V83H156ZM156 84H155V85H156ZM204 84H205V82H204ZM211 84H212V83H211ZM219 84H220V83H219ZM237 84H238V83H237ZM241 84H242V83H241ZM2 85H4V87H2V86L0 85V86H1L0 88H1V89H2V88H3V89L6 88V90H7L6 85L9 86V84H2ZM57 85H58V83H57ZM59 85H60V84H59ZM83 85H84V84H83ZM83 85H82V86H83ZM99 85H98V86H99ZM115 85H116V84H115ZM124 85H126V84H124ZM145 85H146V84H145ZM153 85H154V84H153ZM207 85H205V86H207ZM215 85L213 84V87H215ZM221 85H222V84H221ZM221 85H220V86H221ZM223 85H222V87H223ZM232 85L234 86L235 84H232ZM38 86H39V85H38ZM42 86H44V85H42ZM47 86H48V85H47ZM62 86H64V85H62ZM65 86H68V85L65 84ZM76 86H77V85H76ZM80 86H81V84H80ZM87 86H89V85H87ZM91 86H92V85H91ZM102 86H103V85H102ZM102 86H101V88H102ZM116 86H118V85H116ZM142 86H143V85H142ZM151 86H150V87H148V86L146 87V86H145L147 89L149 88V90L147 91L148 93H146L145 90H144V93L149 95L148 98L150 97L151 93H153V92H151V91H153V88H151ZM209 86H211V85H208L207 88H206V87H202V85H201V86H200L201 88L199 87L200 93H198V94L193 93V95L195 94V95L197 96V98L203 102V104L205 103V101H207V97H210V96H209L210 91L213 90V89H211V90L209 91V89H210ZM236 86H237V85H236ZM29 87H31V86H29ZM32 87H34L35 89H36V88H37V89L39 88V87H37V86H32ZM53 87H54V86H53ZM53 87H52V88H53ZM77 87H78V86H77ZM77 87H76V88H77ZM83 87L85 88V86H83ZM83 87H82V88L78 87V88H80V89H79L80 91H78V92H81V93H82V92L84 91V88H83ZM89 87H90V86H89ZM93 87H94V85H93ZM99 87H100V86H99ZM99 87H98V90H99V92H101V90L99 89ZM121 87H122V86H121ZM121 87H120V88H121ZM153 87H156V86H153ZM216 87H215V88H216ZM230 87H231V86H230ZM234 87H235V86H234ZM242 87H243V86H242ZM13 88H14V87H13ZM40 88H41V87H40ZM46 88H48V87H46ZM46 88H45V86H44V88L42 87L41 90L38 89L37 92H38V91H43V95H44V94H45L44 92H47V90L45 91ZM56 88H57V87H56ZM74 88H75V87H74ZM76 88H75V89H76ZM122 88H124V87H122ZM150 88H151V89H150ZM180 88H182V86H181ZM205 88H206V89H205ZM211 88H212V87H211ZM215 88H214V91H215ZM219 88H220V87H219ZM232 88H233V87H232ZM238 88H239V87H238ZM8 89H9V87H8ZM30 89H31L30 91H32L33 88H30ZM58 89H61V87L58 88ZM62 89H63V88H62ZM62 89H61V91H62ZM75 89H72V90H75ZM81 89H82V90H81ZM90 89H91V88H90ZM95 89L97 90V86L95 87ZM95 89H94V90H95ZM115 89H116V87H115ZM118 89H119V87H118ZM202 89H203V91H202ZM204 89H205V91H204ZM220 89H222V88H220ZM230 89H231V88H230ZM242 89H243V88H242ZM242 89H240V90H242ZM4 90H5V89H4ZM33 90H34V89H33ZM67 90H68V88H67ZM67 90H66V91H67ZM72 90H71V92H72ZM76 90H77V89H76ZM76 90H75V91H76ZM85 90H86V88H85ZM88 90H89V89H88ZM112 90L115 91V90H114V87H113ZM157 90H159V88H158ZM157 90H156V91H157ZM217 90H219V89H217ZM223 90H221V91L219 90V93H221ZM227 90H226V94H227ZM237 90H238V89H237ZM15 91H16V90H15ZM35 91H36V90H35ZM55 91H56V90H55ZM61 91L58 90V91H56V92L58 93V92H61ZM63 91H65V90H63ZM68 91H69V90H68ZM91 91H92V90H91ZM91 91H90V92H91ZM117 91H118V90H117ZM119 91L121 92V89H119ZM156 91L154 90L155 93L152 94L153 96H155ZM180 91H181V89H180ZM184 91H187V92H188L189 90H188V89L186 90V89L184 88ZM184 91H183V92H184ZM201 91H202V92H201ZM208 91H209V93H208ZM214 91H213V92H214ZM229 91H230V90H229ZM229 91H228V94L230 93ZM231 91H232V89H231ZM242 91H243V90H242ZM4 92H5V91H4ZM4 92H3V93H4ZM6 92H9V91H6ZM48 92H50V91H48ZM56 92H55V93H56ZM78 92H77V93H78ZM84 92H85V91H84ZM88 92H89V91H88ZM88 92H87L86 95H89ZM99 92H97V93H99ZM103 92H105V91L103 90ZM103 92H101V93H103ZM108 92H109V91H108ZM149 92H150V94H149ZM159 92H160V91H159ZM196 92H197V91H196ZM213 92H211V93H213ZM216 92H217V91H215V93H216ZM232 92H233V91H232ZM1 93H2V91H1ZM3 93H2V94H3ZM9 93H10V92H9ZM13 93H14V91H13ZM30 93H31V96H30L31 98H33V96L36 95V94H35V95H32L33 92H30ZM34 93H36V92H34ZM39 93H40V95H41V92H39ZM105 93H106V92H105ZM105 93H103V94H105ZM113 93H114V92H113ZM115 93H116V92H115ZM118 93H119V92H118ZM160 93H161V92H160ZM181 93H182V92H181ZM185 93H186V92H185ZM188 93H189V92H188ZM222 93H223V92H222ZM222 93H221V94H222ZM234 93H235V92H234ZM234 93H233V94H234ZM236 93H237V91H236ZM240 93H241V92H240ZM2 94H1V95H2ZM17 94H18V93H17ZM17 94H15L16 97L18 96ZM48 94H49V93H48ZM90 94H91V93H90ZM99 94H100V93H99ZM107 94H108V93H106V95H107ZM137 94H138V93H137ZM137 94H136V95H137ZM142 94H143V91H142ZM221 94H216L217 96H214L215 99H217V97H219L218 95H220V98H219V99H221V96H222V97H223L224 95L226 96V94H224V93H223L222 95H221ZM233 94H231V95L229 94L230 97L232 96V97L234 98V96H235L236 94H234V96H233ZM237 94H238V93H237ZM4 95L7 96L5 93H4ZM4 95H3L2 97H4ZM45 95H46V94H45ZM49 95H50V94H49ZM86 95H85V97H86ZM91 95H93V94H91ZM91 95H89V99H90V96H91ZM106 95H104V96L106 97ZM122 95L125 96V94H122ZM140 95H141V94H140ZM140 95H139V96H138V95L136 96V97H138V100L144 98V97H143L144 94H143V96H142V95L140 96ZM183 95H184V94H183ZM187 95H188V94H187ZM187 95H186V96H187ZM193 95H191V96L193 97ZM195 95H194V96H195ZM214 95H215V94H214ZM238 95H239V94H238ZM10 96H11V95H10ZM54 96H55V95H54ZM94 96H95V95H94ZM101 96L103 97L102 94H101ZM107 96H108V95H107ZM109 96H111V95H109ZM120 96H121V94H120ZM120 96H119V97H120ZM123 96H122V97H123ZM145 96H146V95H145ZM158 96H159V93H158L157 97H158ZM186 96H184V97L186 98ZM188 96H190V95H188ZM225 96H224V97H225ZM14 97H15V96H14ZM30 97H29V98H30ZM82 97H83V96H82ZM92 97H93V96H92ZM95 97H96V96H95ZM95 97H94V98H95ZM98 97H99V95H98ZM102 97H101V98H102ZM113 97H114V96H113ZM133 97H135V96H133ZM230 97L228 96V98H230ZM232 97H231L232 102H231V101H230V102H231V103H234V102H235V105H236L237 108H236V107H234V108L239 109V112L236 113V114H239L240 112H242V110H243V111L245 110V112H246V109H244V107L242 108V106H241L242 110L240 109V105H242V104H241L242 101H241V102L239 101L240 103H239L238 101H233L234 99H233ZM8 98H9V97H8ZM10 98H11V97H10ZM10 98H9V99H10ZM49 98H50V97H49ZM53 98H54V97H53ZM55 98H56V97H55ZM83 98H84V97H83ZM99 98H100V97H99ZM107 98H108V97H107ZM111 98H112V97H111ZM111 98H108V99L111 100ZM124 98H125V97H124ZM130 98H132V97H130ZM130 98H129V99H130ZM146 98H147V97H145L142 101L145 102V99H146ZM148 98H147V99H148ZM185 98H184V99H185ZM188 98H189V97H188ZM188 98H187L188 102H190V101L194 102V100H191V99H192L191 97H190L191 99L189 98L190 100H189ZM193 98H194V97H193ZM38 99H39V100H37V101H40V98H38ZM41 99H43V96H42ZM57 99L59 100L60 97H58ZM86 99H87V97H86ZM96 99H97V98H95L94 100H96ZM118 99H119V98H118ZM118 99H117V101H118ZM120 99L123 100V102H124V99H123V98H120ZM120 99H119V101H120ZM129 99H128V100H129ZM132 99H133V98H132ZM134 99H135V98H134ZM134 99H133V100H134ZM161 99H162V98H161ZM161 99H160V100H161ZM181 99H183V98H181ZM184 99L181 101L182 103H183ZM208 99H209V98H208ZM210 99H212V97H210ZM219 99H218V100H219ZM241 99H242V98H241ZM0 100H2V99H0ZM6 100H7L9 103L6 102L5 104H2V106L5 105L6 107H8L9 104H10L11 102H12L11 105L13 106L14 101H11V102H10L8 99H6ZM6 100L4 99V100H3V103H4V101H6ZM10 100H11V99H10ZM14 100H16V98H15ZM30 100L32 101V100H34V99H30ZM43 100H44V102L47 100L46 103H48V100H50V99L46 98V100H45V97H44ZM43 100H41V101H43ZM51 100H52V99H51ZM58 100H56V102H57ZM83 100H84V99H83ZM98 100H99V99H98ZM98 100H96V101H97L96 104H99V101H98ZM104 100H105V98H104ZM113 100L115 101V98H114ZM126 100H127V99H126ZM136 100H137V98L134 100V102H136ZM154 100L156 101L157 98H155ZM187 100H186V101H187ZM221 100H222V99H221ZM221 100H219V101H221ZM229 100H230V99H229ZM52 101H53V100H52ZM74 101H75V100H74ZM77 101H78V100H77ZM77 101H76V102H77ZM88 101H90V100H88ZM92 101H93V100H92ZM96 101H94V102H96ZM101 101L103 102V100H101ZM106 101H107V100H106ZM140 101H141V100H140ZM140 101L138 102V104H139V103H140V104H139V105L136 104V105L139 106L140 110L142 109L141 111H138V109L136 108L135 104H131V103L127 104L128 101H127V103L124 102V103H125V106L122 104V105L124 106L123 108H122V105H121V104L117 103L118 106L121 105V107L119 106V108H122V111H121L122 114H123V115H122V119H124V121H125L126 118H127V120L130 121V123H131L132 125H133V124L135 123V121H136V122H137V125H136V123L134 124V126H136L135 129H137L138 131H140V128L138 129V127H140V125L138 124V122L140 121L141 116H143V118H144L143 126H144L146 129H148L149 131H151L152 134H154L155 137H156L157 135H159V136H157V138L160 137V133H161L163 130H162L159 134H158V131L160 130V129H159V126H160V123L163 121V119H159V118H158V119H159V123H156V124H157V125L159 124V126H156V127H150V121H151L150 119L152 118L151 116L155 114V110H156V109H160V108H159V107L156 108V106H155V108H152V103H150V102H153V103H154V101H152V100H149L150 102H149L148 100H146V104H145V103H141ZM186 101H184V103H186ZM212 101L214 102V103H213V102H212V103L215 105L214 98H213ZM219 101H218V103H219ZM227 101H228V100H227ZM244 101H246V100L244 99ZM34 102H35V101H34ZM59 102H60V101H59ZM90 102H91V101H90ZM112 102H113V101H112ZM123 102H122V103H123ZM129 102H130V101H129ZM148 102H149V103H148ZM157 102H158V100H157ZM162 102H163V101H162ZM165 102H166V101H165ZM192 102H191V103H192ZM195 102L197 103L198 100H197V101L195 100ZM216 102H217V100H216ZM223 102H224L223 105H225V106H224V107H225L224 110L230 111V113H231L233 110L236 111V109H234V108L231 106V104H230V106H227L228 104L226 105V104H225V101H223ZM7 103H8V105H7ZM15 103H16V102H15ZM35 103H36V102H35ZM46 103H44V104H46ZM57 103H58V102H57ZM71 103L75 105V102H71ZM77 103H79V102H77ZM84 103H85V101H84ZM105 103H106V102H105ZM136 103H137V102H136ZM182 103H181V105H184V104H182ZM209 103H210V102H209ZM218 103H217V104H218ZM33 104H34V103H33ZM37 104H38V102L36 103V105H37ZM92 104H94V103H92ZM107 104L109 105L110 103H108V101H107ZM117 104L114 103V105H115L116 107H118ZM164 104H165V103H164ZM179 104H180V103H179ZM186 104H187V103H186ZM186 104H185V105H186ZM188 104H189V103H188ZM197 104H198V103H197ZM203 104H202V105H203ZM207 104H208V103H207ZM217 104H216V107H214V109H216V108L218 109V108L220 107V104H218L219 107L217 106ZM221 104H222V102H221ZM11 105H10V107L12 108ZM14 105H15V104H14ZM34 105H35V104H34ZM74 105H72L70 108H71V110L76 111L77 109L75 110ZM78 105H80V104H78ZM87 105H88V103H87ZM90 105H91V104H90ZM100 105H102V104H100ZM114 105L112 104V106H114ZM140 105H141L142 107H141ZM156 105H157V103H156ZM162 105H163V104H162ZM181 105H179V106L181 107V109H183V108L185 109V107H182ZM185 105H184V106H185ZM214 105L211 104L212 108H213ZM247 105H248V103H247ZM5 106H4V107H5ZM80 106H81V105H80ZM83 106H84V108H85V105H83ZM83 106H82V108H83ZM103 106H104V104H103ZM115 106H114V107H115ZM153 106H154V105H153ZM158 106L161 107V105H159V104H158ZM163 106H164V105H163ZM187 106H188V105H187ZM205 106H206V105H205ZM209 106H210V104H209ZM233 106H234V105H233ZM249 106H250V105H249ZM249 106H248V107H249ZM10 107H9L8 110H12ZM73 107H74V109H73ZM90 107H91V106H90ZM109 107H111V105H109ZM180 107H178V110H180ZM198 107L201 108L202 106H198ZM198 107L196 108V112H195V114H196V113L198 114L197 111H199L200 114H201V111L204 112L205 108L203 109V107H202V109L199 110L200 108L198 109ZM206 107H207V106H206ZM226 107H228V109L231 108V107H232V108H231V110H228V109H226ZM248 107H246V108H248ZM251 107H250V108H251ZM76 108H78V106H77ZM95 108H96V107H95ZM106 108L108 109V107H106ZM164 108H165V106L163 107V109H164ZM252 108H251V109H252ZM13 109H14V106H13ZM30 109H31V107H30ZM32 109H34V107H32ZM92 109H93V108H92ZM109 109H110V108H109ZM153 109H155V110L153 111ZM197 109H198V110H197ZM248 109H249V108H248ZM253 109H252V110H253ZM27 110H28V109H27ZM71 110H70V111H71ZM78 110H80V108H79ZM78 110H77V113L74 112L73 114H75V117H77V118L79 119L80 116H77V115H80V113H78ZM97 110H98V109H97ZM220 110H221V108H220ZM32 111H34V110H30V115H28L29 111H26V112H28V113H26V114H27L26 117L30 116V117L32 118V115H33V113H31ZM70 111L68 112V114L70 113ZM95 111H96V110H95ZM105 111H108V110H104V113H105ZM160 111H162V110H161V109H160L159 111L157 110L156 113L159 112V113L161 114ZM218 111H219V110H218ZM248 111H250V109H249ZM258 111H259V112H258ZM72 112H73V111H71V114H72ZM108 112H109V111H108ZM110 112H112V111H110ZM121 112H120V114H121ZM162 112H164V110H163ZM203 112H202V113H203ZM210 112H211V111H210ZM223 112H224V111H223ZM225 112H226V111H225ZM225 112H224V114H222L221 111L219 112V113L222 114L221 117L223 118V120H222L221 118H220V120L223 121V122L227 121V120H224V119L227 117V116H226L227 114H228V115H231V114H229L228 112H227V114L225 115ZM245 112H244V114H241V113H240L241 115L239 114L238 116L235 115V114H234L235 116H234V115H233V117L231 116V118L234 119V120L236 119V116H237V118L239 117V119H237V120L234 121V126H235V125H238V124L241 123V122L244 123V125L241 124V128H242V126H243V127L245 126V123H246L245 118L248 117V116H251V115H248L247 112H246V113H245ZM42 113H43V112H42ZM115 113H116V112H115ZM153 113H154V114H153ZM234 113H235V112H234ZM22 114H24V113H22ZM26 114H25V115H26ZM68 114H67V115H68ZM71 114H69L68 116H70ZM73 114H72V115H73ZM110 114H111V113H110ZM120 114L118 113V115H119L118 119L121 117ZM193 114H194V113H193ZM193 114H191V115H193ZM195 114H194V115H195ZM200 114H199V115H200ZM208 114H209V113H208ZM208 114H207V116H208ZM211 114H212V113H211ZM245 114H246V115H245ZM255 114H254V115H255ZM260 114H257V115H260ZM263 114H264V113H263ZM67 115H66V119H63V120H64V124H63V125H66L65 128H64V130H65V129L68 130V129H71V128H72V130H73V127L76 128L74 125H76L78 122L74 120V121L77 122V123L74 122V125H72V124H73V119H72V120H71L72 123H69L70 128H67L69 125L67 126V124H65V123H66V122H67V123L70 122V119L72 118V117H71L72 115L70 116V117H71L70 119L67 118ZM114 115H115V114H114ZM194 115H193L192 117H194V119H195V117H196L197 119H195V120L198 121V120H199V119H198L199 116L197 115V116H198V117H197V116H194ZM201 115H202V114H201ZM201 115H200V116H201ZM213 115H214V114H213ZM223 115H224V116H223ZM247 115H248V116H247ZM43 116H44V113L42 114V118H44ZM73 116H74V115H73ZM81 116H82V115H81ZM103 116H104V115H103ZM110 116H111V115H110ZM124 116H125V117H124ZM160 116H161V115H160ZM202 116H205V115H202ZM207 116L204 117V118H206V121L208 120V119H207ZM218 116H220V115H218ZM218 116H217V117H218ZM225 116H226V117H225ZM241 116H245V117L242 118ZM262 116L264 117V115H262ZM262 116L260 115L261 118H262ZM46 117H47V115H46ZM61 117H62V116H61ZM105 117H106V114H105ZM105 117H104V119H105ZM107 117H109V115H108ZM123 117H124V118H123ZM150 117H151V118H150ZM153 117H155V116H153ZM158 117H159V114H158ZM162 117H163V116H162ZM212 117H213V116H212ZM228 117H229V116H228ZM234 117H235V118H234ZM21 118H22V117H21ZM48 118H49V116L47 117V119H45V120L43 119L44 122H45L46 120H47V122H48ZM59 118H60V117H58L57 119H55V121H57ZM63 118H65V117H63ZM81 118H82V117H81ZM81 118H80V120H81ZM97 118H101V116H100V117L98 116ZM155 118H156V117H155ZM163 118H164V117H163ZM208 118H209V117H208ZM240 118H241V119H240ZM249 118H250V117H249ZM251 118L254 119V117H251ZM26 119H27V118H26ZM26 119H25V120H26ZM28 119L30 120V118H28ZM49 119H50V118H49ZM68 119H69V121H68ZM101 119H102V118H101ZM104 119H102V120H104ZM110 119H111V117H110ZM113 119H114V118H112V120H113ZM190 119H191V118H190ZM194 119L192 118L191 120H192L193 123H196L197 121L194 122V121H195ZM217 119H218V118H217ZM226 119H228V121H229L230 117H229V118H226ZM232 119H231V120H232ZM243 119H244V122H243ZM246 119H247V118H246ZM253 119H250L249 121L247 120V123H248V122L250 123L251 120L253 121V123H254V121H255L256 124H258V123L260 122V120H257V119L253 120ZM22 120H23V119H22ZM33 120H34V119H33ZM33 120H31V121L34 122ZM50 120H51V119H50ZM63 120H61V119L58 120V121H59V122H57V123H59V124H58V128L61 127V125H60V121H61V123H62ZM82 120H84V119L82 118ZM115 120H116V119H114L113 121H115ZM127 120H126V121H127ZM152 120H153V121H152L153 123L156 122L153 118H152ZM156 120H157V119H156ZM164 120H165V119H164ZM200 120H202V119H200ZM215 120H216V117L213 119V121L215 122ZM218 120H219V119H218ZM13 121H14V120H13ZM13 121H12L11 124H12V125H15V123H14ZM26 121H27V120H26ZM31 121H30V124H27V125H32V122H31ZM118 121H119V120H118ZM126 121H125V122H126ZM154 121H155V122H154ZM202 121H203V120H202ZM202 121H200V122H202ZM209 121L211 122L212 119H211V120H208V122H209ZM213 121L211 122L212 125H213V126H214V125H217L216 123L214 124ZM221 121H220V122L218 121V124H220V125H218V126H220V127H221V124H222V126H223V124H224V123H221ZM228 121H227V122H228ZM236 121H237V122L240 121V122H239L238 124H236V123H235ZM252 121H251V122H252ZM257 121H258V122H257ZM23 122H24V121H23ZM52 122H54L53 119H52L51 123H52ZM122 122H123V121H122ZM142 122H143V121H142ZM198 122H199V121H198ZM198 122H197L196 124H193V126H194V125H198V124H199ZM203 122H205V121H203ZM208 122H207V123H206V122H205V123H200V125L202 124L203 129L206 128V129H205V132H206V130L208 129L209 133H211L212 135H214L215 133L213 134V132L210 131V130H212V129L214 130V127H213V128H212V126L210 127L211 123L209 124ZM229 122H230V121H229ZM27 123H28V122H27ZM34 123H35V122H34ZM48 123H49V122H48ZM48 123H47V125H48ZM57 123H54V124H57ZM79 123H80V122H79ZM162 123L164 124V122H162ZM247 123H246V124H247ZM249 123L247 124L248 126H250ZM255 123H254L255 127H254V126H253L254 128L252 127V128L254 129L252 132L256 131V132H254V133L258 134L259 137H258V135L253 134V136L250 137V138L253 139V137H254V135H255V136L258 137V140H259L260 142L257 140V137H256V139H255V141H254L255 143H252V142H250V141H249V142L252 143V149H253V152H254L255 154L260 155V156H261L260 159H262V158H264V146L261 147L262 144H260V143H263V145H264V134H263V133H264V132H263V131H264V128H263V130L261 129V128L264 127V126H262V124L259 123V124H260V127L262 126L261 128H258V130L261 129L262 132H260V131L255 130V129H257V126H256ZM84 124H85V122H84ZM84 124H83V125H84ZM148 124H149V125H148ZM190 124H191V123H190ZM204 124H205L206 126L209 124V126L206 127V126H204ZM225 124H226V122H225ZM228 124H229V123H228ZM4 125H6V124H4ZM17 125H18V124H17ZM41 125H42V124H41ZM63 125H62V127H63ZM71 125H72L73 127H71ZM128 125H129V123H128ZM128 125H127V128H128ZM138 125H139V126H138ZM152 125H155V124H152ZM185 125H186V124H185ZM200 125H199V126H200ZM231 125H232V124H231ZM239 125H240V124H239ZM251 125H253V124H251ZM7 126H8V124H7ZM7 126H3L4 128H3L2 126H0V127H2L4 130H5V127H6V130H7V129H8V130H10V129H11V130L14 129V128H11V127H12L11 125H10V126H11L10 128H8ZM53 126H55V125H53ZM59 126H60V127H59ZM76 126H81V125H80V124H77ZM163 126H164V125H163ZM193 126H192V124H191V128H192ZM248 126H245V127H248ZM44 127H47V126H44ZM55 127H56V126H55ZM62 127H61V128H62ZM84 127H85V126H84ZM124 127H125V126H124ZM208 127L211 128V129H209ZM226 127H227L226 130H228V129L232 130V128H234V127H232V126H231V128H230V125H228V126L226 125ZM235 127H237V126H235ZM245 127H244V128H245ZM17 128H18V127H17ZM17 128H15V129L17 130ZM48 128H49V127H48ZM79 128H81V127H79ZM182 128H184V129L186 130V131H185L186 133H189L190 130H191L190 127H189L190 130H188L189 132H188L187 129H186L187 127H185V126L183 127V126H182ZM200 128H201V126H200ZM200 128H199V129H200ZM216 128H217V129H216ZM216 128H215L216 130H220L221 128H225V127H221V128L219 129V128L216 126ZM237 128H238V127H237ZM248 128H249V127H248ZM248 128H246V130H247ZM250 128H251V126H250ZM15 129H14V130H15ZM52 129H53V128H52ZM52 129H51V130H52ZM84 129H85V131H86V133H87V129H86V128H84ZM131 129H133V128H131ZM135 129H134V130H135ZM158 129H159V130H158ZM162 129H163V128H162ZM164 129H167V128H165V126H164ZM184 129H183L182 131H184ZM8 130H7L6 132H9ZM11 130H10V132H11ZM14 130L12 131V134L14 133ZM16 130H15V131H16ZM45 130H47V128H46ZM48 130H49V129H48ZM48 130H47L46 132H48ZM64 130H63V131H64ZM76 130H78V127L76 128ZM76 130L74 129V131H76ZM80 130H82V128H81ZM89 130H90V129H89ZM134 130H132V131L135 133L137 130H135V131H134ZM193 130H194V129H193ZM226 130L223 129V131H225V133H227ZM234 130H237V129H234ZM246 130H245V131H246ZM40 131H41V129L39 130V132H40ZM49 131H50V130H49ZM70 131H71V130H70ZM126 131L129 133V130H126ZM132 131H131V134H132ZM166 131H167V130H166ZM166 131H165V132H166ZM201 131H202V129H201ZM248 131H250V130L248 129ZM1 132H3V131H1ZM1 132H0V138H1ZM4 132H5V131H4ZM4 132H3V133H4ZM6 132H5L4 134H6ZM10 132H9V134H11ZM43 132H44V130L41 132V134H43ZM54 132L57 133V128H56V131L54 130ZM65 132H66V133H65ZM80 132H81V131L78 130V132H74V135H76L77 133L80 135V134H81ZM92 132H94V131H92ZM127 132H126V134H127ZM146 132H147V131H146ZM146 132H142V135L144 136V142H145V143L147 142V143L149 144V142H148V140H147V136H148V135H147ZM185 132H183V133H184V134H183L184 136H186ZM229 132H231L230 134L232 135V137H233V136L235 137L236 135L239 136V134H241V133H238V132H233V133H232V131H229ZM252 132H251V133H252ZM17 133H18V131H17ZM59 133H60V132H59ZM64 133H65V134H62V133H61V135H66V137H67L68 134H69V135H68L69 137H70V135H71L70 133L67 134V131H64ZM72 133H73V132H72ZM75 133H76V134H75ZM90 133H91V131H90ZM123 133H125L124 130H123ZM134 133H133V134H134ZM136 133L138 134L139 132H136ZM163 133H164V132H163ZM163 133H162V134H163ZM190 133H191V134H192V133L194 134L193 131H191ZM190 133H189V134H190ZM201 133H202V132H201ZM209 133H208V134H209ZM235 133H236V134H235ZM237 133H238V134H237ZM9 134H7V135H9ZM78 134H77V135H78ZM140 134H141V132H140ZM140 134H138V136H140ZM195 134H196V133H195ZM195 134H194V136H195ZM216 134H217V132H216ZM218 134H219V133H218ZM243 134H244V135H243ZM245 134H246V132H245V133H242L241 136H244V137L247 136V134H246V135H245ZM14 135H15V134H14ZM43 135H44V134H43ZM47 135H48V133H47ZM142 135H141V136H142ZM219 135H220V134H219ZM221 135H222V132H221ZM227 135H228V134H227ZM9 136H10V137H9ZM9 136H8V137L11 138V135H9ZM15 136H16V138H15V139H12V141H13V140H16V139L19 137V135H18V137H17V134H16ZM15 136L12 135V138H14ZM80 136H81V135H80ZM124 136H127V138H129V135H128V134H127V135H124ZM131 136H132V135H131ZM150 136H151V135H150ZM154 136H152V138H153ZM188 136H191V135H188ZM188 136H187L186 138H188ZM209 136H210V135H209ZM209 136H208V138H207V141H208V139H209ZM214 136H215V135H214ZM222 136H223V135H222ZM8 137L4 136V139H6V138L8 139ZM60 137H63V136H60ZM64 137H65V136H64ZM75 137H76V136H75ZM134 137H136V135H135ZM155 137H154V138H155ZM181 137H183L182 134H181ZM191 137L193 138V135H192ZM191 137H189V138H191ZM199 137H200V136H199ZM210 137H211V136H210ZM216 137H218V135H216ZM228 137H229V135H228ZM228 137H226V138H228ZM244 137H240V138H239V137H235V138L238 139L239 142H240V141H242L243 139H245ZM247 137H248V136H247ZM76 138H79V137H76ZM136 138H139V137H136ZM136 138H133V140L136 139ZM152 138H151V139H152ZM161 138H162V137H160V139H161ZM186 138H185V141H186ZM204 138H205V137H204ZM204 138H202V139H200V140H197V138H196V139H193V142H192V141L190 142L191 139H187V142H190V143L193 145V144H194V141H195V142H198V141L204 142V141H205V144H206V145H209V144H207L208 142H206V140H205ZM212 138H213V137H212ZM212 138H211V139H212ZM221 138H222V137H221ZM223 138L225 139V137H223ZM242 138H243V139H242ZM248 138H249V137H248ZM2 139H3V138H2ZM7 139H6V141H7L6 144L8 145V144L10 143L9 141H11V140H7ZM142 139H143V138H142ZM160 139H159V140H160ZM163 139H165V138L163 137ZM163 139H161V140H163ZM181 139H182V138H181ZM203 139H204V141H203ZM211 139H209V141H211ZM228 139L230 140V137H229ZM240 139H242V140H240ZM140 140H141V137H140ZM140 140H139V141H138V140L132 141L131 139H128L129 142H131V141H132V142H136V141L140 142ZM159 140L156 139V138L151 140V141H152V145H154V147H155L154 150L157 149L156 146H155V143L158 144ZM188 140H189V141H188ZM212 140H213V139H212ZM217 140H218V138H217ZM220 140H221V139H220ZM220 140H218V141H220ZM231 140H232V141H231ZM231 140H230L231 143H233L234 138L231 139ZM249 140H250V139H249ZM12 141H11V143H10V145H9L10 147H13V145H14V144H13L14 142H12ZM153 141H154L155 143H154ZM213 141H214L215 144H217V143H216V142H217L216 140H213ZM213 141H212V142H213ZM251 141H252V140H251ZM261 141H262V142H261ZM170 142H171V141H170ZM170 142H169V144H171ZM212 142H209V143H212ZM221 142H222V141H220V143H221ZM225 142L227 143V141H225ZM242 142H244V141H242ZM247 142H248V140H247ZM142 143H143V142H142ZM165 143H166V142H165ZM190 143H189V144H190ZM11 144H12V145H11ZM148 144H147V146H148ZM166 144H167V143H166ZM166 144H163V145H162L163 148H161V149H162L163 151L166 150L167 148H169L168 146H170V148L172 149V146L169 145V144H168V146H164V145H166ZM210 145H211V144H210ZM228 145L230 146L229 143H228ZM231 145H232V144H231ZM234 145H235V144H234ZM234 145H233V147H234ZM242 145H244V144H242ZM248 145H250V144H248ZM260 145H261V146H260ZM2 146H3V145H2ZM2 146H1V148H2ZM9 146H7V147H9ZM145 146H146V144H145ZM212 146H214V145L212 144ZM215 146H218V145H215ZM220 146H221V145H220ZM224 146H227V145H225V143H224ZM224 146H223V149H224ZM235 146H236V145H235ZM3 147H4V146H3ZM10 147H9V148H10ZM160 147H161V146H160ZM208 147H210V146H208ZM4 148H6V147H4ZM4 148H3V149H4ZM27 148H28V147H27ZM130 148H132V147H130ZM164 148H166V149H164ZM210 148H212V147H210ZM225 148H226V147H225ZM240 148H241V147H240ZM246 148H249V147L247 146ZM3 149H2V150H3ZM10 149H11V148H10ZM10 149H9V152H5V151H7L8 149H7V150L4 149L5 151L3 150V151L0 153V156L2 155V159H3V157L6 155V153H7V156H8V155H11V156H12V154L15 152V151H14L15 149H14V147H13V149H14L13 151H14V152H13L12 154L10 153ZM30 149H31V147H30ZM148 149H149V147H148ZM152 149H153V148H152ZM215 149H216V150L219 149V146H218L217 148H215ZM221 149H222V148H221ZM226 149L228 150V147H227ZM241 149L244 150L243 148H241ZM157 150H159V149H157ZM162 150H161V151H162ZM168 150H169V149H167V151H168ZM231 150H232V148H231ZM231 150H230L229 152H231ZM245 150H246V149H245ZM0 151H1V150H0ZM11 151H12V150H11ZM31 151H32V150H31ZM34 151H35V150H34ZM159 151H160V150H159ZM159 151H157V152H158V154H157V155H158V158H157L158 160H159V158H160L159 156H163V155H164V153H163V155H162V154H161V151H160V152H159ZM218 151H219V150H218ZM222 151H223V150H222ZM225 151H226V150H225ZM233 151H234V150H233ZM4 152H5V153H4ZM26 152H27V150H26ZM28 152H30V151H28ZM28 152L26 153V154H27V156H26L27 158H28ZM152 152H153V151H152ZM155 152H156V151H155ZM173 152H174V151H173ZM219 152H221V150H220ZM229 152H228V155L231 156V155H230L231 153L229 154ZM235 152H236V150H235ZM239 152H240V150H239ZM243 152L245 153V151H243ZM251 152H252V151H251ZM3 153H4L5 155H4ZM8 153H9V154H8ZM22 153H23V152H22ZM22 153H20L19 155L21 156V155L25 154V153H23V154H22ZM159 153H160L161 155H160ZM226 153H227V152H226ZM236 153H238V152H236ZM244 153H243V154H244ZM14 154H15V153H14ZM14 154H13L12 157H16V156H17V154H15L16 156H15ZM26 154H25V155H26ZM35 154H36V153H35ZM129 154H131V153H129ZM147 154H149V152H148ZM241 154H242V151H241ZM241 154H240V155H241ZM247 154H248V153H247ZM3 155H4V156H3ZM19 155H18V158L16 157V160L20 158ZM25 155H24V157H25ZM131 155H132V154H131ZM134 155H136V154H134ZM134 155H133V156H134ZM153 155H154V154H153ZM153 155H152V156H153ZM235 155H236V154H235ZM258 155H257V156H258ZM7 156H6V157H7ZM29 156H30V157H29V161H30V162L27 161V163H30V166H29V167L32 168V164H33V163H36V162H33L32 158H31V155H29ZM33 156H34V155H33ZM35 156H36V155H35ZM37 156H38V155H37ZM154 156L157 157L156 155H154ZM236 156H237V155H236ZM236 156H235V157H236ZM238 156H239V155H238ZM244 156H245V155H244ZM244 156H242V157H244ZM246 156H247V155H246ZM246 156H245V157H246ZM249 156H250V158H246V159H248V161H249V159L252 158L251 155H249ZM249 156H247V157H249ZM257 156H256V157H257ZM6 157H4V160H2V162L5 161L4 163L7 162V164H10L9 161H8L7 159H5ZM136 157H137V156H136ZM242 157H240V158H242ZM0 158H1V157H0ZM27 158H23V159H22V156H21V158H20L19 160H22V162H23V160H24V159L26 160ZM30 158H31V159H30ZM33 158H34V157H33ZM38 158H39V157H38ZM133 158H135V157H133ZM233 158H234V157H233ZM10 159H11L12 161L14 160V158H11V157H10ZM34 159H35V158H34ZM36 159H37V158H36ZM178 159H179V157H178V158L176 157V163H177V161H179ZM235 159H238V158H235ZM244 159H245V158H244ZM252 159H253V158H252ZM254 159H255V158H254ZM43 160H45V165H46V164H47V163H46V159H43ZM126 160H127V159H126ZM158 160H157V161H154L156 164L153 162V164H154L155 166L157 165V167H159V166H158V163H157ZM233 160H234V159H233ZM36 161H38V160H36ZM129 161H130V162H133V161H131V160H129ZM238 161H239V160H238ZM238 161H237V163H238ZM245 161H246V160H245ZM248 161H246V162H248ZM262 161H263V160H262ZM2 162H1V160H0V163H1V164H2ZM17 162H18V163H22L21 161H18V160H17L16 162L14 161L13 163L16 164L15 166H18V165H19V164L17 165ZM40 162H41V161H40ZM48 162H49V161H48ZM180 162H181V161H180ZM201 162H202V161H201ZM235 162H236V161H235ZM241 162H242V160H241ZM251 162H252V161H251ZM251 162H250V163H251ZM263 162H264V161H263ZM4 163H3V164H4ZM31 163H32V164H31ZM42 163H43V162H42ZM51 163H52V162H51ZM208 163H209V162H208ZM237 163H236V164H237ZM244 163H245V162H244ZM244 163H243V164H244ZM11 164H12V162H11ZM127 164H129V163H126V164H124V165L127 166ZM132 164H133V163H132ZM159 164H160V163H159ZM181 164H182V162H181ZM181 164H179V165H181ZM234 164H235V163H234ZM234 164H233V165H234ZM263 164H264V163H263ZM263 164H262V165H263ZM12 165H13V164H12ZM22 165H23V164H21V166H19V167L22 168ZM26 165H27V164L23 165V168H25ZM48 165H49V164H48ZM48 165H47V166H48ZM61 165H63V164H61ZM129 165H131V164H129ZM151 165H152V163H151ZM151 165L148 166V167L150 168ZM177 165H178V164H177ZM177 165H176V166H177ZM179 165H178V167H177L178 172H179L180 167H181V168H184V165H185V164H184V165L182 164L181 166H179ZM205 165H206V167H207L209 164L207 165V163H205ZM238 165H239V164H237V166H238ZM251 165H252V164H251ZM255 165H256V164H255ZM255 165H254V166H255ZM13 166H14V165H13ZM33 166H34V164H33ZM47 166H46V168L49 167V166H48V167H47ZM57 166H58V168H59L60 165H56V167H57ZM155 166H152V168L154 169L155 174H156V170H159V174H163V173H160L161 169H163L162 166H161V168H157V167H156L157 169L154 168ZM185 166H186V165H185ZM237 166L235 165V167H236L235 170L238 169ZM248 166H250V165H248ZM127 167H128V166H127ZM203 167H204V166H202V168H203ZM209 167H210V166H208V168H209ZM241 167H242V165H240V170H239V171H240V174H244V173H243V170H242ZM15 168H16V167H15ZM27 168H28V167L25 168V170H26L25 173H26L27 170H28ZM53 168L55 169V167H53ZM58 168H56V169L58 170ZM66 168L69 169V170H71L70 173H71L72 170H73V169L70 168V167H69V168L66 167ZM66 168H63V169L61 168V170H63V171L66 173V171H67ZM17 169H18V168H17ZM50 169H52V167H51ZM50 169H49V170H50ZM56 169H55V170L52 169V170H53V173H55V172L57 171ZM64 169H65L66 171H65ZM155 169H156V170H155ZM186 169H187V167H186ZM19 170H21V169H19ZM19 170H18V171H19ZM22 170H23V169H22ZM29 170H31V169H29ZM29 170H28V172H30L29 174H30V176H31V175H32V172L29 171ZM44 170H45V172H46V169H44ZM52 170H50V173H51V175H54V174H52ZM188 170H189V169H188ZM188 170H187V171H188ZM206 170H207V169H206ZM245 170H246V169H244V171H245ZM23 171H24V170H23ZM33 171H34V170H33ZM35 171H37V170H35ZM191 171H192V170H191ZM233 171H234V170H233ZM19 172H21V171H19ZM37 172H38V171H37ZM37 172H36V173H37ZM45 172H44V173H45ZM162 172H163V171H162ZM178 172H177V174H178ZM180 172H182V173H179V176H181L183 173H185V172H183L182 169H181ZM206 172H208V170H207ZM236 172H237V171H236ZM236 172L234 171V172H233V173H234L233 175L236 176V174H235ZM246 172H247V174H249L248 170H246ZM246 172H245V173H246ZM21 173H22V172H21ZM21 173H20V174H21ZM50 173H49V171L46 172V174H50ZM65 173H64V174H65ZM157 173H158V172H157ZM188 173H191V172H188ZM210 173H211V172H210ZM263 173H264V172H263ZM4 174L7 175L8 172H7V171H4ZM27 174H28V173H27ZM55 174L57 175V173H55ZM66 174H67V176L69 175L68 171H67ZM191 174H192V173H191ZM237 174H238V173H237ZM240 174H239V175H240ZM34 175H35V172H33V177H34ZM38 175H39V174H38ZM56 175H54V176H56ZM147 175H148V174H147ZM152 175H153V174H152ZM164 175H165V174H164ZM183 175H184V174H183ZM187 175H188V174H187ZM217 175H218V176H217ZM217 175L214 174V176H216V178H218V179H219L221 176H223V175L221 174V176L219 177V175H220L219 173H217ZM231 175H232V174H231ZM239 175H238V176H239ZM251 175H253V171H252ZM251 175H250V176H251ZM255 175H256V174H255ZM21 176H24V174H22ZM25 176H26V175H25ZM36 176H37V174H36ZM46 176H47V175H46ZM54 176H51V178H52V179H53V178L55 179ZM148 176H149V175H148ZM155 176H156L157 181H158V178H160V179L163 178V175H162V177H160L161 175L158 176V174H156ZM179 176L177 175L178 178H179ZM189 176H190V174H189ZM192 176L195 177L194 175H191V176H190V179L192 178ZM226 176H227V174H226ZM64 177H65V175H64ZM165 177H166V176H164V178H165ZM167 177H171V176H167ZM167 177H166V178H167ZM228 177H230V176H228ZM228 177H227V178H228ZM231 177H232V178H235V180H236V177H233V176H231ZM247 177H248V176H247ZM22 178H23V177H22ZM22 178H20V179H22ZM24 178H25V177H24ZM38 178H39V177H38ZM47 178L49 179L48 176H47ZM51 178H50V181H52ZM59 178H60V177H59ZM143 178H144V177H143ZM149 178H150V177H149ZM152 178H153V177H152ZM164 178H163V181H167V180H168V178H167L166 180H165ZM178 178H177V179H178ZM186 178H188V177L184 176V178H183V176H182V179H183V180L181 179V181L184 182V186H183V187H184V191H183V190H182V191L186 194L185 197L187 196V199H185V197H184L185 201H182V199H181V201H182L183 206H184L183 208H186V210H188V211H190V212L192 211L191 213H193L194 211H198V210L200 209L201 201H202L201 198L204 199V198L202 197V194H201V196H200V194H199V192H200V193H203V192H201V188L204 189V186H203L204 183H203V185H202V184H201L202 182H201V183L198 182V184L196 183L197 186L194 187V185H195L194 182L192 183V181L190 180V182H191V183H190V182H188V179H186ZM195 178H196V177H195ZM57 179H58V178H56V180H57ZM140 179H141V178H140ZM170 179H172V178H170ZM170 179H169V181L171 182ZM184 179H186V180H184ZM192 179H193V181H195L194 178H192ZM196 179H198V178H196ZM220 179H221V178H220ZM225 179H226V178H225ZM225 179H224V180H225ZM230 179H231V178H230ZM230 179H229V180H230ZM37 180H38V179H36V181H37ZM60 180H61V179H60ZM65 180H66V178H65ZM148 180H150V179H148ZM209 180H211V179H209ZM229 180H228V182H229ZM232 180H233V179H232ZM247 180H250V179H247ZM247 180H246V181H247ZM163 181H162V183H164ZM198 181H200V180H198ZM217 181H218V180H217ZM225 181H227V179H226ZM225 181H224V182H225ZM246 181L244 180L243 183H244V182L246 183ZM253 181H254V180H253ZM256 181H257V180L255 179V184H256ZM142 182L144 183V181H142ZM167 182H168V181H167ZM167 182H165V183H167ZM170 182H168L167 184H169ZM178 182H179V181H178ZM182 182H180L181 186H180V187L178 186L180 189L177 187L179 190L182 189V188H181V187H182ZM195 182H196V181H195ZM214 182H216V181H214ZM219 182L222 183L223 180L221 179ZM228 182H227V184H228ZM230 182H232V181H230ZM236 182H237V181H236ZM247 182H249V181H247ZM250 182H251V180H250ZM260 182H261V179L258 180V183L256 184L257 187L262 183V182H261V183H260ZM21 183H23V180H22ZM33 183H34V181H33ZM145 183H146V182H145ZM156 183H157V185H158V184H161V181H158V182H156ZM165 183L161 185V186H162V189H161V190H163V191H161V190H160V191L162 192V193H161L162 195H163L164 193H166V190H167L166 188H169V186H166V188H165L166 190L163 189V187H165V186H164ZM233 183H234V182H233ZM233 183H231V184H233ZM251 183H252V182H251ZM19 184H20V181H19ZM55 184H56V186H57V181L55 182ZM60 184H61V183H60ZM62 184H63V183H62ZM176 184L178 185L179 183H176ZM199 184L202 185L201 188H200V185H199ZM215 184H216V183H215ZM218 184H219V183H218ZM231 184H230V187H231ZM235 184H237V183H235ZM238 184H239L238 186H240V183H239V182H238ZM36 185H39V184H38V181H37ZM63 185H64V184H63ZM148 185L151 186L152 184H151V185L148 184ZM148 185L146 184V186H148ZM219 185L222 186L223 184H222V185L219 184ZM247 185H248V186H252L250 183L246 184V186H247ZM34 186H35V184H34ZM154 186H155V185H154ZM216 186H217V185H216ZM216 186H214V187H216ZM223 186H224V185H223ZM238 186H237V190H236V191H238V189L240 188V187L238 188ZM246 186H245V187H246ZM60 187H61V186H60ZM158 187H159V186H158ZM196 187H198L199 189H197ZM259 187H260V186H259ZM5 188H7V187H5ZM10 188H13V187H10ZM10 188H8V189H10ZM148 188H149V187H148ZM148 188H146L144 191L148 190ZM223 188H224V187H223ZM226 188H227V187H226ZM241 188H242V187H241ZM8 189H5V190L8 191ZM15 189H16V188H15ZM32 189H33V188H32ZM34 189H35V188H34ZM36 189H37V188H36ZM36 189H35V190H36ZM39 189H40V188H39ZM41 189H42V188H41ZM48 189H51V188H48ZM149 189H150V188H149ZM178 189H177V191H178ZM217 189H220V188H217ZM217 189H216V191H217ZM227 189H228V188H227ZM259 189H260V188H259ZM259 189H257V190H259ZM0 190H2V189L0 188ZM11 190H12V189H11ZM28 190H29V189H27L26 191H28ZM150 190H151V189H150ZM199 190H200V191H199ZM245 190H246V188H245ZM247 190H250V189L248 188ZM247 190L245 191L246 193H247ZM251 190H252V189H251ZM254 190H255V188H253V191H254ZM45 191H46V190H45ZM48 191H49V190H48ZM127 191H129V190H127ZM148 191H149V190H148ZM168 191L170 192V191H171V188H170ZM208 191H209V190H208ZM219 191H220V190H219ZM221 191H222V190H221ZM239 191L241 192L240 189H239ZM242 191H243V190H242ZM261 191H262V190H261ZM38 192H39V191H38ZM38 192H37V193H38ZM49 192H51V190H50ZM151 192H152V190H151ZM158 192H159V191H158ZM169 192H168V195H169ZM227 192H229V191H227ZM262 192H264V190H263ZM262 192L259 193V195H260V194H264V193H262ZM34 193H35V191H34ZM41 193H43L42 190H41ZM41 193H40V194H41ZM146 193H147V196H148V195L151 196V194H152V193H155V191L153 190V192L150 193V194H148V192L146 191ZM172 193H173V190H172ZM172 193L170 192V197L168 196L170 199H171V197H173V196H171ZM177 193H178V192H177ZM184 193H183V194H184ZM222 193H223V192H222ZM232 193H233V192H232ZM235 193H236V192H235ZM235 193H234V194H235ZM31 194H32V191H31ZM40 194H39V195H40ZM156 194H157V193H156ZM203 194H204V193H203ZM205 194H206V193H205ZM207 194H209V193H207ZM207 194H206V195H207ZM215 194H216V193H215ZM219 194L221 195V193H219ZM234 194H233V195H234ZM249 194H250V193H249ZM251 194H252V193H251ZM32 195H33V194H32ZM32 195H31V196H32ZM41 195H42V194H41ZM41 195H40V196H41ZM43 195H45V194H43ZM164 195L167 196V193L164 194ZM177 195H178V194H177ZM206 195H205V197H206ZM237 195H238V193H237ZM259 195H258V196H259ZM35 196H36V195H35ZM35 196H34L33 198H35ZM47 196H49V195H46V197H47ZM50 196H52V194H51ZM158 196H159V195H158ZM181 196H182V194H181ZM249 196H250V195H249ZM46 197L42 196L43 199H44V198L46 199ZM151 197H152V196H151ZM160 197H161V195L159 196V198H160ZM163 197H165V196H163ZM163 197H162V199H164ZM179 197H180V196H179ZM182 197H183V196H182ZM209 197H210V196H209ZM209 197H208V199H209ZM214 197H215V196H214ZM234 197H235V195L233 196V198H234ZM238 197H239V196H238ZM238 197H237V198H238ZM241 197H243V196H241ZM250 197H251V196H250ZM253 197H254V196H253ZM38 198H39V196H38ZM40 198H41V197H40ZM42 198H41V202L44 203L45 200L43 201ZM51 198H52V197H51ZM51 198H50V200H51ZM148 198H149V196H148ZM148 198H147V199H148ZM180 198H181V197H180ZM229 198H231V197H229ZM254 198H255V197H254ZM170 199H168V200L165 199V200H167V201H165V202H166V203H165V206L167 205L168 202H170V201H169ZM206 199H207V198H206ZM208 199H207V200H208ZM235 199H236V198H235ZM260 199H263V198H260ZM0 200H2V199H0ZM35 200H36V198H35ZM39 200H40V199H39ZM50 200H49V197H48V202H47V200H46V202H47L48 204H50V202H49ZM210 200H211V198H210ZM232 200H233V199H232ZM248 200H250V198H249ZM248 200H247V201H248ZM252 200H253V199H252ZM255 200H256V198H255ZM32 201H33V199H32ZM147 201H149V200H147ZM147 201H146V203H149V202H150V201H149V202H147ZM157 201H158V200H157ZM157 201H156V202H157ZM211 201H212V200H211ZM215 201H216V200H215ZM217 201H219V199H218ZM223 201H225V200H223ZM240 201H241V200H240ZM1 202H4V201H1ZM39 202H40V201H39ZM46 202H45V204H46ZM171 202L173 203L172 200H171ZM205 202L208 203L209 201H205ZM220 202H221V201H220ZM244 202H245V201H244ZM35 203H36V202H35ZM35 203H33V204L36 206ZM151 203H152V202H151ZM151 203H149V204H151ZM154 203H155V202H154ZM158 203H160V200L158 201ZM172 203H170L169 206H171ZM217 203H218V202H217ZM221 203H222V202H221ZM1 204H2V203H1ZM1 204H0V205H1ZM3 204H4V203H3ZM3 204H2V205H3ZM5 204L8 205L7 203H5ZM5 204L3 205L4 207H5ZM28 204H30V203H28ZM28 204H27V205H28ZM156 204H157V203H156ZM156 204H155V207H154V208H158V207H159L158 205H157L158 207H156ZM162 204H163V203H162ZM162 204H161V206H162ZM178 204H179V201H178ZM212 204L214 205V203H212ZM215 204H216V203H215ZM218 204H219V203H218ZM226 204L229 205L230 203H226ZM226 204H223V205H221V206H226ZM2 205H1L0 207H3ZM27 205H26V206H27ZM37 205H38V204H37ZM40 205H41V204H40ZM147 205H148V204H147ZM153 205H154V204H153ZM172 205H173V204H172ZM202 205H203V204H202ZM210 205H211V204H210ZM228 205H227V207H228ZM232 205H233V204H231V206H232ZM253 205H254V204H253ZM258 205H260V204L258 203ZM8 206L11 207V205H8ZM29 206H31V205H29ZM32 206H33V205H32ZM35 206H34V207H35ZM38 206H39V205H38ZM43 206H44V205H42V209H43ZM46 206H47V204H46ZM48 206H49V205H48ZM165 206H164V207H165ZM173 206H174V205H173ZM215 206H216V205H215ZM219 206H220V205H219ZM233 206H235V205H233ZM6 207H7V206H6ZM12 207H13V206H12ZM27 207H28V206H27ZM146 207H147V206H146ZM148 207H149V205H148ZM150 207L153 208L151 205H150ZM177 207H178V206H177ZM201 207H202V206H201ZM254 207H255V206H254ZM260 207H261V205H260ZM32 208H33V207H32ZM38 208H39V209H38ZM167 208H169V207H167ZM203 208H204V206H203ZM233 208H234V207H233ZM10 209H12V208H10ZM13 209H14V207H13ZM25 209H26V208H25ZM28 209H30V210H28ZM34 209H35V213H34V211H31V208H27L26 210H28V212L30 211V213H33V214L37 215L36 213H37L38 210H40V207H37V206H36V208H34ZM34 209H33V210H34ZM146 209H147V208H146ZM148 209H149V208H148ZM148 209H147V210H148ZM162 209H163V207H162ZM162 209H161V211H160V208H158V212L156 213V214H157L156 216H160V217L163 219L164 216L161 215V214L163 213V212H162V211H163ZM180 209H181V208H180ZM180 209H179V210H180ZM205 209H206V207H205ZM239 209H240V208H239ZM261 209H263V208H261ZM8 210H9L8 207L6 208V210H4V211H6V213H4L5 215L7 214ZM155 210H156V209H153V211H154V215H155ZM172 210H173V208H172ZM172 210H171V211L169 210V211L172 212ZM184 210H185V209H184ZM184 210H183V211H184ZM203 210H204V209H203ZM207 210H208V209H207ZM207 210H206V211H207ZM243 210H244V209H243ZM243 210H240V211H243ZM259 210H260V209H259ZM13 211H14V210H13ZM24 211H25V210H24ZM40 211H41V210H40ZM159 211H160V212H159ZM165 211H166V207H165ZM201 211H202V210H201ZM208 211H209V210H208ZM208 211H207V213H208ZM236 211H237V210H236ZM245 211H246V209H245ZM253 211H255V210H253ZM43 212H44V211H43ZM150 212H151V210H150ZM167 212H168V211H167ZM170 212H168V213H169L168 215H167V213H165V214L167 215V220H166V221L163 220L164 223H165V225H166V222L169 220V218H170V217L172 216V214H173V213L170 214ZM174 212H175V211H174ZM181 212H182V211H181ZM202 212H203V211H202ZM224 212H225V211H224ZM224 212H223V213H224ZM0 213L4 216V214H3L2 212H0ZM8 213L11 214V213H12L11 210H10V212H8ZM16 213H18V212H16ZM21 213H22V212H21ZM30 213H29V214L26 213V214L30 216V215H31ZM38 213L43 214L42 212H39V211H38ZM152 213H153V212H152ZM158 213H159V214L161 213V214L158 215ZM185 213H189V212H185ZM204 213H206V212H204ZM223 213H222V214H223ZM244 213H245V212H244ZM13 214H15V213H13ZM13 214H11V216H13ZM226 214H227V213H226ZM239 214H240V213H239ZM247 214L249 215L250 213L247 211ZM16 215H17V216H16ZM16 215L14 216V218H13V217L11 218V219H13L11 223H12L13 226H14V227H10V226H9V228H11V229L13 230V231H11V232H14L15 234H19V235H22V236H23V237H22V239H23V241H24L23 243L28 244V245L30 246V248H29L28 250H29L30 252L32 251L31 256L34 257V256H36V254H39V255H40V253L42 252V249H41V248H42V246H43V244H40V243H43L42 240H43L44 238H43V236H42V238H41V236H40V235H42V231L40 230L39 226L37 225L38 223L36 224V223L31 219V218L33 217V216L31 215V216H30L31 218H30V217H28V218H27V217H23V219H24V218H25V219L22 220V222H23V224H22V223L20 222L21 219H22V217H20V215H21V216H24V215L19 214V213L16 214ZM38 215H39V214H38ZM38 215H37V216H38ZM154 215L149 214V216H152V218L154 217ZM190 215H191V214H190ZM198 215H199V217H200V215H202V214H199V213H198ZM198 215H196V216H198ZM227 215H228V214H227ZM227 215H226V216H227ZM241 215H243V214H241ZM244 215H245V214H244ZM254 215H255V214H254ZM6 216H7V215H6ZM9 216H10V215H9ZM9 216H8V218H9V220H11ZM37 216H36V217H37ZM41 216H42V215H41ZM41 216H40V217H41ZM43 216H44V217H47L46 215H43ZM43 216H42V217H43ZM168 216H169V217H168ZM202 216H203V215H202ZM205 216H206V215H205ZM226 216L224 215V217H226ZM16 217H19V220H20V221H19V220H15V219H17ZM38 217H39V216H38ZM38 217H37V219H39ZM73 217H74V216H72L71 218H73ZM190 217H191V216H190ZM190 217H189V219H190ZM0 218L2 219V216H1ZM4 218H5V216H4ZM6 218H7V217H6ZM29 218H30L31 220H29ZM74 218H75V217H74ZM74 218H73V220H74ZM187 218H188V217H187ZM201 218H203V217H201ZM26 219H27V220H26ZM41 219H43V218H40L39 221H41ZM158 219H159V218H158ZM191 219H192V218H191ZM199 219H200V218H199ZM4 220H5V219H4ZM28 220H29V221H28ZM34 220H35L36 222H39V221L36 220V218H35ZM73 220H72V222H74ZM194 220H195V217H194ZM0 221H1V220H0ZM1 222H2V221H1ZM194 222H198V220H196V221H194ZM253 222H254V221H252L251 223H253ZM168 223H169V222H168ZM2 224H3V222L0 223V225H2ZM71 224H72V223H71ZM71 224L69 225V227L71 226ZM76 224H77V223L75 222V225H76ZM253 224L255 225V223H253ZM3 225L6 226L7 223H4ZM17 225H20V229H19L18 231H17V227H16ZM36 225H37V226H36ZM77 225H78V224H77ZM169 225H170V224H169ZM194 225H195V223H194ZM201 225H202V223H201ZM201 225H199V226H201ZM73 226H74V225H73ZM73 226H71V227H73ZM196 226H198V225H196ZM40 227H41V226H40ZM71 227H70V230H69V231H72V230H71ZM194 227H195V226H194ZM5 228L7 229L8 227L6 226V227H4V229H5ZM197 228H198V227H197ZM4 229H3V231H4ZM195 229H196V228H195ZM7 230H8V229H7ZM7 230H5V231H7ZM9 230H10V229H9ZM1 231H2V230H0V233H1ZM3 231H2V232H3ZM263 233H264V231H263ZM1 234H2V233H1ZM38 235L40 236V237H39L40 240L38 239V241H40V243H38V241H37V242L35 241V240H36L35 238H36V236L38 237ZM263 235H264V234H263ZM11 236H12V235H11ZM28 236H29V237H28ZM254 237H255V236H254ZM259 237L261 238V236H259ZM0 238H4V237H3V236H2V237L0 236ZM262 238H263V237H262ZM52 239L55 240V237H54V238H50V240H52ZM2 240L4 241L5 239H2ZM6 240H7V239H6ZM54 240H53V241H54ZM3 241H1V243H2ZM26 241H27V242H26ZM55 241H57V240H55ZM263 241H264V240H263ZM34 242H36L38 245H36ZM1 243H0V244H1ZM39 244H40V246H39ZM0 246H2V245H0ZM33 247H36L35 249H38L37 247H40V248H39V250H40L39 252H40V253H38V250H36L37 252H36V254L34 255L35 251H33V250H35V249H34ZM2 248H3V246H2ZM0 251H2V250H0ZM29 251H27L28 253H27V252H26V253L29 254ZM1 253H2V252H1ZM27 254H24L25 258H24V260H23L22 262H21V259H20L21 257H20V256L16 257V258H18L17 262H21L20 264H23V262L26 261V260L31 262V258H33V257H31L30 254H29V255H27ZM0 255H1V254H0ZM27 256H28V257H27ZM37 256H38V255H37ZM37 256H36V257H37ZM26 257H27V258L31 257V258H29L30 260H28V259H26ZM36 257H35V258H36ZM0 258H1V257H0ZM36 259H37V258H36ZM36 259H35V261L32 260L33 263H30V262L28 263L27 261H26V262H27L28 264H34V263H36ZM1 260H2V259H0V261H1ZM10 260H11V259H10ZM10 260H9V261H10ZM11 261H12V260H11ZM11 261H10V262H11ZM14 261H16L15 258H14V260L12 261V263H14ZM10 262H7V260H6V263L9 264ZM40 262H41V261H40ZM1 263H2V264H5V263H3L2 261H1ZM27 263L24 262V264H27ZM38 263H39V261H37V264H38ZM41 263H42V262H41ZM251 263H252V262H251ZM10 264H11V263H10ZM17 264H18V263H17Z\"/></svg>",
    "mask_w": 264,
    "mask_h": 264
}]
</instances>
